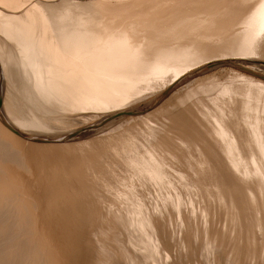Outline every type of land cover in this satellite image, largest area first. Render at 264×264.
<instances>
[{
	"label": "bare ground",
	"instance_id": "obj_1",
	"mask_svg": "<svg viewBox=\"0 0 264 264\" xmlns=\"http://www.w3.org/2000/svg\"><path fill=\"white\" fill-rule=\"evenodd\" d=\"M74 1V0H73ZM73 1H71V0H0V62L2 63L1 65L2 66H0V71H1V73H2V75L5 77V82H6V84H7V92H6V95H9L8 97H9V99L7 100L6 98V95L4 96V97H6L5 99H4V101L2 102V105H1V108H0V135H1V138L4 140V139H6V138H8L7 140H8V142H4L5 144L6 143H8V146H13V147H16V146H21L20 144H22V146H24V143H26L27 141L26 140H28V139H30V140H28L29 142H28V144L30 143V144H32V145H34L35 147H36V145H37V143L36 142H34V141H45V139H42V138H33L32 136H30V138H27L28 136H27V134H34L33 132H35V131H33V130H36V129H33V127H34V124H36V125H39V123L41 122L42 124H41V126L42 125H46V123L44 124L43 123V120L44 119H52L54 122H55V120H59V119H63L64 121H66V122H68L67 124H72V123H74V122H76V121H78V119H76L77 117H79V116H77V114H78V112L79 113H81V111L82 112H85L86 114H84V115H92V113H93V111H95L96 110V107H101L102 109H100V107L98 108V111L99 110H103V105H107V104H110L111 102H112V104H113V102L116 100V101H118V100H120V99H122V98H124V97H126V95L128 96V95H130L133 91H137L136 89H138V88H140V84H138V83H141V81H144L145 82V84H146V82H147V85H148V82L151 80L153 83H156L157 81H159V79L161 78V80L163 79V76L164 75H166V74H169L170 72H174L176 69H179V68H177V66H182V64L184 63H186L187 61H188V63H189V58H190V56H189V52H190V46L189 47H186V46H180L179 48H180V50L178 49H176L177 47H175L174 45H172L171 43H169L168 45H165V46H157L156 44H154V46L156 45V47H158V48H155V49H158V51L157 52H154L155 53V55H152L151 56V59H147V58H145V57H143V56H145L144 54H141L142 53V51H140L142 48L141 47H143L142 45H144V44H146L145 42H144V44L142 43V45H141V47L140 46H138L137 44H136V42H134V44L132 43V40H130V36H131V32H132V30H134V32L137 34V32L135 31V30H137L138 28H136V27H133V26H136V24L135 25H131V21H129V20H127V22L129 21V24L128 25H126V23H125V21H124V18L122 19V18H120V19H122V21H115V22H110V21H113V18H115V17H113V15H111V14H109V13H107L108 14V16H112L111 17V19L109 20V18L107 17V16H105L104 17V15H105V13H104V15L103 16H101V17H95V16H93L91 13L92 12H88V9L87 10H82V8H85L86 6L88 7V5L86 4V6L84 5V4H82V2H80V1H78V0H75V2H73ZM87 1V0H86ZM98 1V0H97ZM152 1V0H151ZM156 1V0H155ZM175 1V0H174ZM186 1V0H185ZM188 1V0H187ZM201 1V0H200ZM244 1V0H243ZM250 1V0H249ZM255 1V0H254ZM84 2V1H83ZM88 3H90L89 1H87ZM93 2V1H92ZM158 2H160V1H158ZM158 2H156L155 4H157ZM162 3V2H161ZM236 3V2H235ZM241 3V2H240ZM239 3V4H240ZM137 4V3H136ZM150 4V3H149ZM153 3H151V5H152ZM167 4V3H166ZM199 4V3H198ZM133 5V4H132ZM158 5V4H157ZM254 6L251 8V10H249V12L247 13V15H246V17H244V20H245V23H247V24H245V28H246V25L247 26H250L252 29H254V30H252L253 31V33L254 34H256V33H258V34H260V35H263L262 33H261V31L262 30H264V0H258L257 1V3L256 4H253ZM161 6V5H160ZM170 6V5H169ZM179 6V5H178ZM181 6V5H180ZM191 6V5H190ZM193 6V5H192ZM196 6V5H195ZM252 6V5H251ZM144 7V6H143ZM142 7V8H143ZM182 7V6H181ZM208 7V6H207ZM128 8V7H127ZM147 8H149V7H147ZM147 8H145V9H147ZM155 8V7H154ZM171 8V7H170ZM174 8V7H173ZM176 8V7H175ZM191 8V7H190ZM196 8H197V6H196ZM225 8V7H224ZM139 9V8H138ZM161 9V8H160ZM172 9V8H171ZM182 9H184V8H181V10ZM211 9V8H210ZM223 9V8H222ZM174 10H176V9H174ZM179 11V12H181L182 13V11ZM185 10V9H184ZM187 10V9H186ZM193 10V9H192ZM191 10V11H192ZM245 10V9H244ZM122 11H124V10H121L120 12H122ZM151 13H148V9L145 11H141V13H137V14H140L139 16H138V18L139 17H141V18H136V20L137 21H139V24L137 25V26H140L141 27V25L142 24H144V25H142V26H144L145 27V23H146V21L148 22V18H149V20H150V18L152 17L153 19H155L156 21L157 20H159V19H164L162 16L163 15H158V14H154V13H157V12H154V11H151V10H149ZM157 11V10H156ZM171 11H173V10H171ZM177 11V16L178 17H180V18H182L180 15L181 14H178L179 12ZM199 11V10H198ZM216 11V10H215ZM221 11V10H220ZM114 12V11H113ZM116 12V11H115ZM114 12V13H115ZM126 13H128L127 11H125ZM161 13V10L160 11H158V13ZM173 12H175V11H173ZM172 12V13H173ZM223 12V11H222ZM122 13H124V12H122ZM126 13H124V14H126ZM129 13H135L134 11H132V12H130L129 11ZM127 14V15H129L128 17H130V15H132V14ZM198 13V12H197ZM200 13V12H199ZM219 13V12H218ZM231 13V12H230ZM95 14V13H94ZM99 14V13H98ZM115 14H117V12L115 13ZM121 14V13H120ZM165 14V13H164ZM186 14V13H185ZM194 14H195V12H194ZM95 15H97V14H95ZM166 15V14H165ZM187 15V14H186ZM196 15V14H195ZM207 15V14H206ZM215 15V14H214ZM221 15V14H220ZM98 16V15H97ZM134 15H132L131 16V18L133 17ZM192 16H193V14H192ZM200 16V15H199ZM211 16V15H210ZM213 16V15H212ZM169 17V15L167 14V18ZM171 17V16H170ZM170 17L168 18V19H170ZM190 16H188L187 15V18H189ZM234 17V16H233ZM242 17V16H241ZM119 18V17H118ZM134 18V17H133ZM145 18H147L146 19V21H145ZM179 18V19H180ZM187 18H186V20H187ZM210 18V17H209ZM212 18V17H211ZM231 18V17H230ZM166 19V18H165ZM168 19H166V20H168ZM189 19H191V18H189ZM198 19V18H197ZM236 19V18H235ZM119 20V19H118ZM133 20V19H132ZM135 20V19H134ZM135 20V21H136ZM171 20V19H170ZM184 20H185V18H184ZM185 20V21H186ZM192 20V19H191ZM195 20V19H194ZM226 20V19H225ZM159 21H161V20H159ZM159 21H157V23L159 22ZM177 21H178V19H177ZM181 21V20H180ZM179 21V22H180ZM183 21V20H182ZM181 21V22H182ZM193 21V20H192ZM189 22L190 23V25H191V23H193V22ZM201 21H203V20H201ZM213 21V20H212ZM215 21V20H214ZM235 21H237V20H235ZM242 21V20H241ZM140 22H141V24H140ZM150 22V21H149ZM148 22V23H149ZM166 22V21H165ZM170 22V21H169ZM184 22V21H183ZM188 22V21H187ZM197 22V21H196ZM204 22L205 21H203V24H204ZM206 22H208L207 20H206ZM211 22V21H210ZM209 22V23H210ZM226 22H227V20H226ZM151 23V22H150ZM147 24V25H151V24ZM159 23H161V22H159ZM158 23V24H159ZM168 23V22H167ZM166 23V24H167ZM173 23V22H172ZM184 23H186V22H184ZM197 23H199V22H197ZM208 23V24H209ZM211 23H213V22H211ZM230 23V22H229ZM236 23H238V22H236ZM235 23V24H236ZM242 23V22H241ZM153 24V23H152ZM187 24V23H186ZM194 24V23H193ZM201 24V23H200ZM202 24V25H203ZM219 23H216V25L219 27V25H218ZM146 25V26H147ZM154 25V24H153ZM153 25H152V27H153ZM171 25V24H170ZM173 25V24H172ZM176 25V24H175ZM188 25V24H187ZM195 25V24H194ZM207 25V24H206ZM221 25V24H220ZM222 25H224V27L223 28H225V24L223 23ZM232 25V24H231ZM238 25V24H237ZM162 26H165L164 25V23L162 24ZM186 26V25H185ZM211 26V25H210ZM143 27V28H144ZM151 27V28H152ZM158 27H160L159 25H158ZM167 27H168V25H167ZM171 27V26H170ZM216 27V26H215ZM141 29V30H144V29ZM146 28V27H145ZM180 28H181V26H180ZM190 28V27H189ZM194 28V27H193ZM198 29H199V27H197ZM208 28V27H207ZM211 28H213L214 29V27H211ZM147 29H149L148 27H147ZM158 29H160V31H162V29L161 28H158ZM170 29H172V28H170ZM173 29H175V28H173ZM198 29H196L197 31H198ZM212 29V30H213ZM139 30V29H138ZM146 30V29H145ZM149 30H152V31H154L153 30V28L152 29H149ZM178 30V29H177ZM224 30V29H223ZM247 30V29H246ZM152 31H150V32H152ZM155 31H157L156 30V28H155ZM160 31L158 30V32L160 33ZM167 31L169 32V34H172V31L171 30H168L167 29ZM181 31V30H180ZM193 31V30H192ZM220 31V30H219ZM231 31V30H230ZM250 29H248V33L249 34H251V32L252 31H250ZM166 32V31H165ZM196 32V31H195ZM202 32V31H201ZM221 32V31H220ZM239 32V31H238ZM245 32V31H244ZM153 33V32H152ZM156 33V32H155ZM159 33H156L157 35H155V36H153V34H152V36H153V39L154 40H156L157 42H158V40L157 39H159ZM189 33H191V31L189 32ZM205 33V32H204ZM203 33V34H204ZM210 33V32H209ZM233 34H234V32H232ZM142 34V33H141ZM166 34V33H165ZM202 34V35H203ZM206 34V33H205ZM204 34V35H205ZM214 34V33H213ZM144 35V34H143ZM164 35V34H163ZM168 35V34H167ZM175 35V34H174ZM199 35H200V33H199ZM208 35V34H207ZM221 35V34H220ZM243 35V34H242ZM137 36V35H136ZM151 36V35H150ZM152 36L151 37H149V38H147L148 40H146V38L144 39L143 38V40H146V41H148V42H150L149 41V39L150 38H152ZM158 36V37H157ZM165 36V35H164ZM169 36H171V35H169ZM184 36H186L185 34H184ZM218 36V35H217ZM216 36V37H217ZM227 36V35H226ZM132 37H135V34H134V36H132ZM138 37V36H137ZM139 37H140V35H139ZM145 37V36H144ZM168 37V36H167ZM178 37V36H177ZM205 37H207V36H205ZM212 37V36H211ZM216 37H214V38H216ZM225 37V36H224ZM223 37V38H224ZM260 37V36H259ZM161 38V37H160ZM173 38V37H172ZM176 38V37H175ZM183 38V37H182ZM197 38V37H196ZM236 38V37H235ZM134 39H136V38H134ZM139 39H141V38H139ZM185 39V38H184ZM217 39H219V37H217ZM232 39H233V37H232ZM232 39H230V41L232 40ZM240 39V38H239ZM242 39H243V36H242ZM258 39V38H257ZM260 39V38H259ZM258 39V40H259ZM262 39L263 38H261L258 42L259 43H264V41L263 42H260V41H262ZM138 39H136V41H137ZM166 40V39H165ZM165 40H163V41H165ZM204 40V39H203ZM215 40V39H214ZM222 40V39H221ZM228 40V39H227ZM235 40V39H234ZM245 40V39H244ZM167 41V40H166ZM198 41V40H197ZM220 41V40H219ZM229 41V42H230ZM237 41H238V39L235 41L236 43H237ZM241 41V40H240ZM245 41H247V42H238V43H240L237 47H235L234 46V50H243V51H245V52H252V54H254V53H256L257 54V52H258V48H259V50L261 51V52H264V44H263V46H262V44L260 45L259 43V45L257 44V45H255L254 43V37H252V36H250V37H248L247 38V40H245ZM141 42V41H140ZM153 43H155V42H153ZM179 43V42H178ZM211 43V42H210ZM235 43V44H236ZM243 43V44H242ZM141 44V43H140ZM164 44H166V43H164ZM189 44V43H188ZM197 44V43H196ZM202 44V43H201ZM206 44V43H205ZM205 44H203L204 46H205ZM220 44V43H219ZM230 44V43H229ZM235 44H233V45H235ZM149 45H150V43H149ZM153 45V44H152ZM161 45V44H160ZM202 45V46H203ZM216 45V44H215ZM231 45V44H230ZM146 46H148V44L146 45ZM145 45H144V47H146ZM193 46H194V44H193ZM199 46V45H198ZM207 46H211V45H207ZM207 46H206V48H207ZM257 46H259L258 48H257ZM262 46V47H261ZM140 47V48H139ZM148 47H150L149 49L150 50H152L151 48H153L152 46H148ZM148 47H146L147 49H148ZM213 47V46H212ZM212 47H211V49H212ZM226 47H228L227 45H226ZM138 48L140 49V50H138ZM204 48V47H203ZM210 48V47H209ZM214 48V47H213ZM219 48H220V46H219ZM231 48H233L232 46H231ZM144 50H143V52L144 51H147V50H145V48H143ZM194 49H197V48H195L194 47ZM199 49V48H198ZM201 49V48H200ZM215 49V48H214ZM210 50V49H209ZM233 50V49H232ZM153 51V50H152ZM152 51H150V52H152ZM156 51V50H155ZM189 51V52H188ZM201 51V50H200ZM149 52V51H148ZM194 52V51H193ZM212 52V51H211ZM210 52V53H211ZM240 52V51H239ZM195 54H196V52H194ZM228 53V52H227ZM193 55V54H192ZM197 56H201V55H197ZM263 56H264V53H263ZM147 57V56H146ZM194 57H196L195 55H194ZM208 57V56H207ZM192 59H193V57H191ZM191 59V60H192ZM194 60V59H193ZM183 64V65H184ZM187 67V66H186ZM176 68V69H175ZM183 68V67H182ZM178 72V71H177ZM170 75V74H169ZM1 77V76H0ZM181 77L182 76H178V77H176L175 79H172L171 81L172 82H177V81H179L180 79H181ZM2 78V77H1ZM165 79V78H164ZM241 79H242V77H241ZM244 82H241L242 84H240V85H238V91L236 92V93H239L240 95H242L243 96V99L242 100H240V102L237 104L238 106H236V108H235V105L236 104H233L234 105V109H231V108H229L230 110H228V112H227V114L229 113V119H231V123H227L229 120L227 119V117H225L227 114H226V106L224 107V104L226 103V102H229V104H231V102L233 101L232 100V98L231 99H229V100H227V101H225V100H219L221 97H220V95L219 94H216V95H214L213 97H211L210 96V100L209 101H211L210 103V105H209V102H206V100H207V97H206V99L202 102L201 101V99H202V96L199 98V97H196L195 96V98L196 99H200V100H198V102L201 104V105H199V106H203V108H200V109H198V113L196 112V111H194V112H191L192 114H189V110H188V112H186V110L189 108H185L184 107V105L182 106V107H184L186 110H185V112L186 113H188V114H185L184 112H182V111H175L174 109L175 108H177V107H179L178 109H180V105L179 104H181V103H183V102H185L186 100L189 102V100H190V102L193 104V102L196 100H192L193 98H191V93H193V95L196 93L195 91V93L194 92H191V91H189V92H191L190 94H187V92L188 91H185L184 93H182L181 94V92H180V96H178L177 98H175V102H174V106L172 107L171 105V108H167L169 105H167V107H166V104L165 105H162V106H160L159 108H157V109H155L154 111H152V113L150 114L149 113V115L148 116H150L149 118H152L153 120H155V122H154V125L155 124H158V121H159V126L160 127H162V128H160V127H156V125H155V127H153V126H151V127H148V130L149 129H151V131H150V133L154 136V138L156 137L157 139H156V141L155 140H152L151 141V145H148V146H145L144 144H145V142L143 141H139V140H142L143 139V134H145L144 132H143V130L145 131V132H147V125L148 124H150V123H146L148 120H146L147 119V117H145L146 119H143V116L142 117H140V119H141V121H142V119L143 120H145V121H142V123H137L136 125H134L135 123H133V125L134 126H132V127H129V126H127V128H126V126H125V128L126 129H124L123 127H122V129L121 130H123V131H127L128 132V130H130V132H125V133H123L122 135H121V137L119 138V137H115V136H117V133H115L114 132V134H116L114 137H115V140L114 141H111L112 143H109L108 144V146L107 147H104V148H101L100 149V147L98 146L99 145V142H101L100 140H102V138L101 137H103V136H99L100 137V140H99V137L98 138H90V140H82V141H77V142H68V143H66V142H64V143H38V145L37 146H39L38 148H41V149H44V151H46V150H48V149H51V150H49V151H59V152H61V151H63V152H75L76 154H77V156H76V159H74V160H71L70 161V157L72 158V157H74V156H72V154L70 155V156H68L67 154L65 155V156H67V157H69L68 159H69V162H68V159H67V165L65 164V163H63V165L64 166H59V167H65V168H59L58 166H55V167H57V168H55L54 169V172H52L51 170V172L52 173H47V174H44V173H42L41 171L43 170L42 168V170L38 167V168H36V165H35V170H33L34 168H32V170L31 171H29L28 170V172L30 173V174H32V175H27V177H26V174H24V173H21L23 170H19V168L21 167L20 166V164L19 163H21V162H19L18 161V158H16V157H8V159H6L5 161H6V166H9L8 168H6L5 169V167L4 166H2V167H4V168H2V170L3 169H5L6 171H4V173H3V171H2V173L4 174H2L1 172H0V181H2V178H4L5 176H6V178H7V176L9 177V181H12L11 183H9V185H8V181L6 182V185H7V189H13L14 188V186H15V188H16V186L17 185H15V184H18V182L20 181H22V180H19L18 181V178L20 179L21 178V176H22V178H23V174L25 175V180L26 179H30V177H31V179L30 180H32V181H23V183H25V182H27L28 184V187H26V188H29V183H31V182H34L35 180H37V182H38V180L39 179H45V181H46V184H44V183H42V184H44V188L46 189V190H48L47 188H48V186H50L51 187V185H49V184H53V182L51 183V181H53V179H54V186H53V189H49L48 190V192H47V194L45 193V190L43 191V190H41L40 189V187H39V189H37L38 191L37 192H39V191H41V193H43V194H41L40 192H39V195H38V197L36 196V197H32L34 200H37L38 198H39V201L40 200H42L43 202H42V206H41V208H43V209H41L40 207V209H41V211L43 212V210H44V212L42 213V215L45 213V209H47V210H51L50 211V213H49V215L47 214V213H45L46 214V216H44V217H46V218H44L43 216V218L45 219V220H47V219H49L50 220V222L51 223H47V224H55L56 226H59L60 228H58V227H56V229H51V230H49V231H46V230H44V231H46L45 232V234H43V235H46V237L48 238V240L49 241H51V240H55L56 242L58 241L59 242V244H58V242H57V250L56 251H58V252H62L63 251V254H61V255H63L64 256V251H67L69 254L68 255H70L69 256V258L68 257H66V255L64 256L65 258H67V260L69 259V261H68V263L67 264H90L89 262L91 261V260H93V259H91V258H87V256H86V254H85V251H84V248H87V249H89V245L91 244V242L93 241H91L90 242V244H84L85 246H89V247H82L83 246V241H84V239H85V235H86V232H85V230H82L81 228H79V227H77V225H79L80 223H78V220L79 219H82V221H83V218H84V220L86 219V221H88V222H83V223H85V225L84 224H82V225H84V229H88L87 227H89V229H88V235H89V237H90V231H91V233H92V236H95L97 239H95L96 241H97V243H94V241H93V245H95V246H97L98 245V247L100 248V250H98V248H97V250L99 251V259L98 258H96V260L95 261H97L99 264H109V263H113L112 261H110L109 262V255H112L111 253H113V256L115 255L116 256V254H115V251H117V250H120L121 248H119V247H122V249L124 250V251H126L125 250V248H128L127 250L129 251V248L130 247H132L134 244L136 245V246H138L139 248H140V245H144V244H146L147 242L149 243H152V247H154V249L156 250H158L159 249V247L160 246H162L163 244V246H166V247H164V248H167L168 250L170 249L169 247H173V246H175V245H172V244H169V240L167 239V238H169L170 236H169V232H167V230L165 231V233L167 232V236H165L164 235V237H165V240H163L164 238H162V240H161V238L160 237H162L160 234H162V231H159V229H156V227L160 224V222H159V224H155L156 222H154V221H152V219L153 218H150V219H148L147 217H148V215H147V213L148 212H145V209L146 208H149L150 207V204H147V205H149V206H145V203H143L142 201L144 200H142L141 201V199L138 197V193H137V191H141L142 193H143V191H142V189H146V188H142V189H140L139 188V190H134V188L133 189H127L128 187L127 186H129L128 185V183H127V186H126V184L124 185L125 187H126V189H125V187L122 189V188H120V190H119V187H120V185H122V184H124L123 182H122V180H119L120 178H116L119 182H117V180H115L116 182H113V184H112V181H111V177L112 176H115V177H118L119 175H118V171H115V172H117V176L114 174H111L110 175V177H109V174L111 173V172H109L110 171V169H112L111 168V165H113L114 167L116 166V164L117 165H120V164H122V163H120V162H118L117 161V159H116V161L114 160L112 163L111 162H109V163H111L110 164V168L108 167V169H109V171H108V176L106 177V176H104V174L102 173V171L104 172V170L103 169H99V168H102L103 166H104V164L103 163H101L100 164V162L98 163V164H100V166L101 167H96V162H97V160L99 161V159H100V161L102 162L103 160H101V159H106V156L107 155H110V154H116V153H118V156H120V154H119V152L121 153H123V154H121L122 155V160L124 161V164H126V166H128L129 165V167H130V169H132L133 167L134 168H136L135 166H134V164L137 166V165H140L141 164V166H139V167H137V168H139V170H134V171H136L135 173H139L140 174V176L142 177V178H145L146 179V175L148 176V177H150V178H154L155 180H156V182L155 183H157L158 182V186L159 185H161L162 187H164V189H166V187L167 188H169V190H171V189H173L175 186H173V184L175 183V185H176V181H177V179H179L180 178V180L181 181H183L184 182V184L185 185H189L190 183H192L193 182V178L192 179H189V174L187 173L188 172V170H185L184 169V172H183V169H182V172H181V164H182V162L179 164V165H181L179 168L180 169H175L176 171V173H179V172H181V173H179L178 175H179V178L177 177V179H175L174 178V176H173V174H172V179L174 178L175 179V181L174 180H172L171 179V175L169 174V172L171 171L172 172V170L174 169V167L172 166V165H174L173 163H175L176 161H175V159H174V157L175 158H178L179 157V149H180V153H184L185 151V154L184 155H187V156H185L186 158L184 159V161L186 160V161H188L189 159V157L191 156V158H190V161L191 160H193L192 158H194V157H192V156H195V155H193L192 154V151L194 150H192V149H188V146H185V145H189L188 144V142L190 143V141L191 140H194V141H191V142H195V146H197V145H200L201 144V146H202V144L205 142V144L207 143V140H204V138H203V140H201L200 139V137H199V134L197 133V130H199L202 126L201 125H199V122L201 121V119L199 120V122H197V123H195V122H193V120L195 121V120H198V118H196V119H194V118H192V117H195L194 116V114H195V112H196V114L197 115H199V113H201V115H205V117H203L202 116V118H206V116H207V114H208V116L209 117H207L205 120H208L210 123H211V120L209 119L210 118V116L212 117V124L209 126L208 124H207V126H203L204 127V129L206 130L205 132H204V130L203 129H200V131L202 130L203 131V136H204V134H205V136H206V138H207V136L209 135L211 138L213 137V138H215V140L214 139H211L210 137V139L213 141V142H215V144H217L218 145V143L219 142H223V143H219L220 144V150H218L217 151V154L219 153V151L220 152H222L224 155H226L228 158H227V162L230 160V162H231V164L232 165H235V166H238V167H241V166H243L244 165V170L247 172V173H254V172H257V175L258 176H260L261 177V179L260 180H262L263 181V187H262V189H264V168L262 167V166H260L259 164H258V162L259 161H263L264 162V140L262 139V137H264V96H262L261 95V93L262 92H264V87H263V85H258V84H253L252 83V81H250V80H248V79H245V78H243L242 79ZM2 81V80H1ZM170 81V82H171ZM149 83V84H153V83ZM203 82V81H202ZM232 82V81H231ZM214 84V82H209V83H205V84H203V86H207V85H209V84ZM227 84V83H226ZM239 84V83H238ZM139 85V86H138ZM199 85H202V83H200ZM198 85V86H199ZM247 85L249 86V87H247ZM213 86V85H212ZM230 86V85H229ZM236 86H237V83H236ZM2 87V86H1ZM152 87V86H151ZM208 88H209V86H207ZM207 87L206 88H204V90H205V92L206 91H208V89H207ZM263 87V88H262ZM146 88V87H145ZM197 88V87H196ZM199 88V87H198ZM230 88H231V86H230ZM230 88H229V90H230ZM6 89V88H5ZM4 89V90H5ZM144 89V88H143ZM149 89V88H148ZM202 89H203V87H202ZM212 89V88H211ZM198 90V89H197ZM220 90V89H219ZM222 90V89H221ZM232 90V89H231ZM235 90V89H234ZM233 90V91H234ZM148 90H146V92H147ZM218 91V90H217ZM209 92H210V88H209ZM222 92H225V90H223ZM226 92H229V91H226ZM235 92V91H234ZM133 94H135V93H133ZM197 94V93H196ZM210 94V93H209ZM212 94V93H211ZM210 94V95H211ZM226 94V93H225ZM250 94H251V96H250ZM255 94V95H254ZM136 95V94H135ZM137 95H139V94H137ZM199 95H202L201 94V92H200V94ZM140 96V95H139ZM198 96V95H197ZM1 97V96H0ZM3 97V98H4ZM135 97H137V96H135ZM226 97H228V94L226 95ZM232 97H234V96H232ZM144 98V97H143ZM191 98V99H190ZM237 98H239V95H238V97ZM189 99V100H188ZM236 98H234V100H235ZM123 100V99H122ZM133 100V99H132ZM192 100V101H191ZM238 100V99H237ZM8 101V102H7ZM197 101V100H196ZM231 101V102H230ZM259 101H262V105H259ZM122 102V101H121ZM172 102V101H171ZM172 102V103H173ZM178 102H180L179 104H178ZM0 103H1V99H0ZM119 103V102H118ZM118 103H116V104H118ZM134 103V102H133ZM195 103V102H194ZM235 103H236V101H235ZM123 104V103H122ZM131 104V103H130ZM168 104V103H167ZM213 104V106L212 107H210L211 105ZM227 104V103H226ZM225 104V105H226ZM231 104V105H232ZM114 105H115V102H114ZM121 105V104H120ZM197 105H198V103H197ZM90 108H93V111H92V113L91 112H89V111H87L88 109H90ZM127 108V107H126ZM95 109V110H94ZM105 109V108H104ZM183 109V108H182ZM109 110V109H108ZM51 111V112H50ZM104 111V110H103ZM190 111H192V110H190ZM5 113L4 115L2 114V113ZM50 112V113H49ZM96 112H97V110H96ZM54 114V115H56L57 114V116H53V115H49V114ZM105 113V112H104ZM46 114H48V115H46ZM82 114V113H81ZM95 113H93V115H94ZM232 114V115H231ZM46 115V116H45ZM79 115V114H78ZM84 115H82V116H84ZM105 115V114H104ZM196 115V116H197ZM201 115H200V117H201ZM51 116V117H50ZM20 117H25V118H28V120H30L29 121V123H31V121L34 123L32 126L33 127H26V125H22V123L21 122H23L21 119H20ZM42 119H41V118ZM85 117H87V116H85ZM199 117V116H198ZM38 118V119H37ZM39 118L41 119V120H39ZM81 118V117H80ZM79 118V119H80ZM88 118V117H87ZM90 118V117H89ZM82 119H83V117H82ZM185 119H188V121H192V122H190V123H188L187 121H185ZM227 119V122H225V120ZM25 120H27V119H24V121ZM51 120V121H52ZM62 120V121H63ZM74 120V121H73ZM85 120V119H84ZM88 120V119H87ZM156 120H157V123H156ZM167 120H169V122L170 123H168V125H167V127H166V124L165 123H167L168 121ZM232 120H234V121H232ZM69 121H73V122H71V123H69ZM80 121V120H79ZM136 121V120H135ZM152 121V120H151ZM27 122V121H26ZM26 122H24V124L26 123ZM53 122V123H54ZM86 122V121H85ZM134 122V121H133ZM29 123H28V125H29ZM52 123V122H51ZM63 123V122H62ZM146 124V126L145 125H143V124ZM194 123L196 124V125H194ZM127 124V123H126ZM65 125V124H64ZM73 125V124H72ZM122 125V124H121ZM40 126V125H39ZM47 126H49V125H47ZM43 127V129L44 128H48V129H50L51 130V128L50 127ZM149 126V125H148ZM208 126H209V128H208ZM36 127V126H35ZM34 127V128H35ZM53 127H55L54 126V124H53ZM121 127V126H120ZM119 127V128H120ZM163 127H166V128H164V130L166 131V130H169L168 132L169 133H171L170 131H175L176 132V134H175V137L176 136H179V137H177L176 139H179V141L181 142V143H183L184 142V144L185 143H187V144H182V146L186 149L185 151H183L182 150V148H179V149H177L178 147H179V144H176V142H175V140H173L171 137H172V135H168V136H165L164 134H166V133H162V131H161V129H163ZM199 127V128H198ZM232 127H241V129L243 130V127L245 128H247L248 130H246V132H245V134H244V132H242V130H241V133H238V135H236V132L234 131V130H237V128L235 129V128H232ZM38 128V127H37ZM40 128V127H39ZM157 128H159V129H157ZM45 129V132H47V130ZM53 129V128H52ZM128 129V130H127ZM40 130H41V128H40ZM116 130V129H115ZM118 130L119 129H117V132H118ZM121 130H119L121 133H122V131ZM234 131V132H233ZM243 131H245V129L243 130ZM41 131H39V133H40ZM42 132H43V130H42ZM175 132H173V133H175ZM207 132V133H206ZM112 133H113V131H112ZM139 133H142V139L140 138L139 140H138V134ZM235 133V134H234ZM35 134H37V135H39V136H41L40 134H38V133H36L35 132ZM69 134V133H68ZM105 134V133H104ZM113 134V135H114ZM178 134V135H177ZM202 134H200V135H202ZM26 135V136H25ZM36 135V136H37ZM44 135V134H43ZM107 135V134H106ZM109 135V134H108ZM107 135V136H108ZM119 135V134H118ZM145 135H147V133L145 134ZM45 136V135H44ZM110 136V135H109ZM139 136V137H140ZM27 139H26V138ZM111 137V136H110ZM65 138V137H64ZM150 138V137H149ZM218 138V139H217ZM217 139V140H216ZM48 140V139H47ZM146 140H148V137H147V139ZM145 140V141H146ZM173 140V141H172ZM222 140V141H221ZM5 141V140H4ZM21 141L23 142L24 141V143H21ZM26 141V142H25ZM109 141V140H108ZM153 141H155L154 143H153ZM176 141H178V140H176ZM219 141V142H218ZM20 142V143H19ZM173 142V143H172ZM216 142H218V143H216ZM17 143H19V145L17 144ZM147 143V142H146ZM41 144V145H40ZM101 144H102V142H101ZM150 144V143H149ZM178 146H176V145ZM192 144V143H191ZM197 144V145H196ZM205 144H203V146L205 145ZM97 145V146H96ZM166 145H168V146H166ZM173 145H175V146H173ZM194 144H192V146H193ZM1 147H2V145H0ZM27 146H29V145H27ZM101 146V145H100ZM0 147V148H1ZM34 147V148H35ZM94 147H99L98 149L96 148H94ZM142 149H141V148ZM165 147V148H164ZM168 147V148H167ZM175 147V148H174ZM177 147V148H176ZM180 147H181V144H180ZM199 147V146H198ZM197 147V149L196 150H198L199 151V153H205V152H202L201 151V149H199ZM210 147V149H211V147H213L212 145H210L209 146ZM28 148V147H27ZM32 146H31V149H34ZM166 149V150H169V152H170V154L169 153H167V155H168V157L170 158V156L171 155H173V156H171L173 159H171L170 161H171V164H170V167H171V169L172 170H170V171H168L167 169H166V167H168V160H166V158L164 157L165 156V154H166V152H164L162 155H161V150L160 149ZM5 149V148H4ZM4 149H3V153H4ZM14 149H16V148H14ZM28 149H30V148H28ZM30 149V150H31ZM46 149V150H45ZM207 149H209V148H207ZM213 149H215V147L214 148H212V150ZM217 149V148H216ZM29 150V152H31L32 154L33 153H36L39 149H37V151L36 152H33V151H35V150H31L30 151ZM162 150V151H163ZM165 150V151H166ZM192 150V151H191ZM196 150H194V151H196ZM211 150V151H212ZM248 152H247V151ZM11 151H12V149H11ZM19 151V150H18ZM41 151V150H40ZM43 151V150H42ZM197 151V152H198ZM245 153H244V152ZM13 152V151H12ZM20 152V151H19ZM55 153L56 154V156H57V154L58 153ZM168 152V151H167ZM210 152V151H209ZM1 153V152H0ZM11 153V152H10ZM40 153V152H39ZM62 153V152H61ZM172 153V154H171ZM196 153V152H195ZM194 153V154H195ZM211 153V152H210ZM30 154V153H29ZM28 154V155H29ZM213 154V153H212ZM3 155V154H2ZM11 155H13V153H11ZM27 155V156H28ZM40 155V154H39ZM44 155V154H43ZM42 155V156H43ZM47 154H45V156H46ZM61 155H64V154H61ZM197 155V154H196ZM199 155H201V157H203V155L202 154H199ZM220 155V154H219ZM16 156V155H15ZM18 156V155H17ZM65 156H62V157H65ZM123 156L125 157L124 159H123ZM181 156V155H180ZM217 155H216V153L214 154V159H215V157H216ZM221 156H222V154H221ZM225 156V157H226ZM26 157V156H25ZM30 157V156H29ZM29 157H28V159H29ZM67 157H65V158H67ZM78 157V158H77ZM109 156H107V160L110 158H108ZM116 157H117V154H116ZM196 157H200V156H196ZM220 157V156H219ZM33 158V157H32ZM31 158V159H32ZM47 158H49V157H47ZM55 158V157H54ZM47 159L48 161H50V163L49 164H52V160H54V163L52 164V165H55V164H57V162L55 161V159ZM57 158H60V157H56V159ZM75 158V157H74ZM121 158V157H120ZM182 158V157H181ZM197 158V160H198V169L200 168L201 169V165L199 164V160H200V163L202 162V159L203 158H199L198 159ZM209 158V157H208ZM221 158V157H220ZM21 159V158H20ZM46 159V158H45ZM179 159H180V157H179ZM206 159H207V157H206ZM213 159V160H214ZM229 159V160H228ZM3 160H4V158H3ZM105 161V163L106 162H108V161ZM180 160H182V159H180ZM196 160V159H195ZM1 161V160H0ZM34 161H36V159H34ZM34 161H33V163H34ZM40 161V160H39ZM47 161V162H48ZM52 161V162H51ZM58 161V160H57ZM60 161V160H59ZM175 161V162H174ZM210 161V160H209ZM209 161L207 162V163H209ZM215 161H220L219 159H218V157L216 158V160ZM17 162H18V164H17ZM42 162H44V161H42ZM63 162V161H62ZM62 162H61V164H62ZM193 162V161H192ZM226 162V163H227ZM23 163V162H22ZM137 163V164H136ZM140 163V164H139ZM188 162H185V164L183 163V165H184V167L185 168H187L186 166H189L188 168H189V171H190V166H192L193 165V163H191L192 165H188L187 164ZM195 163V162H194ZM203 163V162H202ZM248 163H250L251 164V166L250 165H248ZM0 164H2L1 162H0ZM5 164V163H4ZM30 164V163H29ZM28 164V165H29ZM37 164V163H36ZM60 164V163H59ZM60 164V165H61ZM97 164V165H98ZM107 164V163H106ZM176 164H177V162H176ZM187 164V165H186ZM212 164V163H211ZM210 164V165H211ZM214 164V163H213ZM212 164V166L214 167V165L216 164V162H215V164L213 165ZM220 164V163H219ZM222 164V163H221ZM240 164H243V165H241L240 166ZM3 165V164H2ZM30 165H33V164H30ZM29 165V166H30ZM40 166H42L43 167V165L44 164H39ZM199 165H200V167H199ZM227 165H228V163H227ZM20 166V167H19ZM24 166V165H23ZM122 166V165H121ZM124 166V165H123ZM122 166V168H124L125 169V166L123 167ZM177 166H178V164H177ZM209 166V164L208 165H206L205 167H207L206 169H211L212 170V168H210V166ZM226 166V165H225ZM10 167H13L12 169L10 168ZM19 167V168H18ZM34 167V166H33ZM45 167V166H44ZM43 167V168H44ZM53 167V166H52ZM92 167L94 168V167H96V170H102V171H99L100 172V174L99 175H101L104 179L106 178V179H108V181L106 180L105 182H101L100 181V183H106L107 182V185H109L108 187L110 188V187H112V189L114 188V186H116V184L115 183H117V186L116 187H118L117 189L119 190V191H121V193H120V195L119 196H123V202H124V204H126V206H125V208H123L124 210L123 211H121V209H118V205H122V204H119V201H120V198H119V200H118V202H117V200H115L114 201V198H111V199H109V200H111V204H112V202L114 201V204H117L116 206L114 205V207L116 208L117 206V209L116 210H118L119 212H111V213H106L107 212V208H105V207H102L101 209H100V207H99V202L97 203V199H98V201H100L101 200V198H104L103 196H105V195H103V194H101V192L102 191H100V194L101 195H103V196H101L100 194H98L99 192H97L98 190L96 189L95 190V188H97V187H95V185H94V187L93 188H89L88 186V183H87V180H88V178H90L89 176H88V174L90 175V174H92V173H88L87 174V171H89L90 169H92ZM113 167V169H116V168H114ZM132 167V168H131ZM193 167H195V166H193ZM221 168H224V166L222 167V166H220ZM232 166H230V168H231ZM237 167V169H235L234 168V166L232 167V169H235V170H238L239 168ZM22 168V167H21ZM20 168V169H21ZM104 168H105V166H104ZM118 168V167H117ZM121 168V169H122ZM133 168V169H134ZM178 168V167H177ZM196 168H197V166H196ZM196 168H194V169H196ZM219 168V167H218ZM228 168V167H227ZM230 168H229V170H230ZM251 168V169H250ZM9 169V170H8ZM45 169V168H44ZM95 169V168H94ZM119 169V168H118ZM118 169H116V170H118ZM120 169V170H121ZM191 169H192V167H191ZM198 169H196V170H198ZM241 169V168H240ZM16 171V172H14V175H13V171ZM119 170V171H120ZM178 170V171H177ZM180 170V171H179ZM220 170V169H219ZM47 171V170H46ZM45 171V172H46ZM49 171V170H48ZM112 171V170H111ZM187 171V172H186ZM200 171V170H199ZM198 171V172H199ZM222 171V170H221ZM240 171V170H239ZM241 171H243V170H241ZM99 172H97V173H99ZM186 172V173H185ZM201 172V171H200ZM208 172V171H207ZM212 172V171H211ZM211 172L210 173H207L208 175L210 174V176H208V175H206V174H204L203 172H201V174L200 175H206L207 177H210V179L212 178V174H211ZM113 173V172H112ZM174 173V172H173ZM190 173V172H189ZM212 173H215V171L214 172H212ZM238 173V172H237ZM236 173V174H237ZM22 174V175H21ZM28 174V173H27ZM119 174H121V173H119ZM191 174H194V172L193 173H191ZM223 174V173H222ZM2 175H3V177H2ZM127 174H126V172L124 173V176L123 177H125ZM212 175V176H211ZM227 175V174H226ZM230 175H231V173H230ZM238 175V174H237ZM255 175V174H254ZM90 176H92V175H90ZM121 176V175H120ZM119 176V177H120ZM128 176V175H127ZM135 176V175H134ZM145 176V177H144ZM204 176H202V177H204ZM223 176V175H222ZM233 176V175H232ZM235 176L236 175H234V178H235ZM243 176V175H242ZM253 176V175H252ZM114 177V178H115ZM130 177H132V176H130ZM129 177V179H131ZM147 177V182L148 183H150L149 182V178ZM191 177H193V176H191ZM224 177H226V176H224ZM223 177V178H224ZM5 178V180H7ZM92 179H94V177H91ZM109 178H111V179H109ZM132 178H134L135 179V177H132ZM196 178V177H195ZM222 178V179H223ZM232 178V177H231ZM230 178V179H231ZM241 178V177H240ZM239 178V179H240ZM259 178V177H258ZM43 179V180H44ZM97 179V181H98V178H96ZM96 179H94V180H96ZM125 179H126V177H125ZM144 179V180H145ZM149 179V180H148ZM151 179V180H152ZM153 179V180H154ZM197 179H198V177H197ZM216 179V178H215ZM23 180H24V178H23ZM51 180V181H50ZM111 182H110V181ZM153 180H152V182H153ZM191 180H192V182H191ZM213 180H214V176H213ZM217 180V179H216ZM216 180H214V181H216ZM219 180V179H218ZM241 180V179H240ZM14 181H18L17 183L16 182H14ZM50 181V182H49ZM97 181L96 182H94V183H97ZM129 182V180L128 179H126V181H125V183L126 182ZM132 182H133V180H131ZM199 181V180H198ZM198 181L196 182V183H198ZM200 181H201V178H200ZM222 182L223 181H228V180H221ZM242 181V180H241ZM240 181V182H241ZM246 181H248V179L246 180ZM3 182V181H2ZM19 182V183H20ZM41 181H39V183H40ZM48 182V183H47ZM89 182V181H88ZM136 182V180L133 182V183H135ZM151 182V184L153 185V183ZM206 182V181H205ZM232 182V181H231ZM231 182H229V183H231ZM13 183H15V184H13ZM90 183V182H89ZM91 183H93V182H91ZM99 183V182H98ZM99 183V184H100ZM120 185H119V184ZM200 183V182H199ZM207 183L209 184V183H211V182H209L208 180H207ZM218 183H220L219 181H218ZM246 184L248 183V182H245ZM26 184V183H25ZM139 184V183H138ZM137 184V185H138ZM141 184V183H140ZM144 184V183H143ZM143 184H141V185H139V186H142L143 187ZM184 184L182 185L183 187H184ZM194 183H192V184H190L191 186L193 185ZM233 184V183H232ZM243 184V183H242ZM252 184V183H251ZM0 185H2L1 184V182H0ZM5 185V186H6ZM12 185H14L13 186V188H12ZM46 185V186H45ZM48 185V186H47ZM97 185V184H96ZM106 185V184H105ZM106 185V186H107ZM113 185V186H112ZM169 185H170V187L172 186V188L170 189V187H169ZM180 185H181V182H180ZM211 185H214V183H212ZM220 185H222V184H220ZM237 185H239V184H237ZM254 185V184H253ZM8 186H9V188H8ZM20 186V185H19ZM26 186V185H25ZM91 186H93V184H91ZM132 186L134 187V185L132 184ZM131 186V187H132ZM148 185L146 184V187H147ZM154 186V185H153ZM158 186H156V188L158 189H160V187H158ZM166 186V187H165ZM179 186V185H178ZM195 186V185H194ZM194 186H192V187H194ZM229 186H230V184H229ZM242 186V185H241ZM243 186H245V184H243ZM255 186V185H254ZM31 188H33L32 186H30ZM41 187H42V189H43V185H41ZM100 188H101V186H99ZM103 188H104V186H102ZM180 187V186H179ZM182 187V188H183ZM212 187V186H211ZM214 187L216 188L217 186H215L214 185ZM220 187H222V186H220ZM224 187H228L227 186V183H226V185L224 186ZM246 188H247V186H245ZM257 187L259 188V186H258V184H257V186L255 187L256 189H257ZM1 188V187H0ZM22 188V187H21ZM31 188H30V190H31ZM37 188H38V186H37ZM99 188V189H100ZM200 188V187H199ZM218 188V187H217ZM2 189H4V188H2ZM19 189V188H18ZM114 189H116V188H114ZM152 189V188H151ZM189 189V188H188ZM194 189H196V188H194ZM204 189H206V188H204ZM209 188H207V190H208ZM233 189H235V188H233ZM237 189V188H236ZM240 189V188H239ZM23 190H24V188H23ZM29 190V189H28ZM28 190H26V191H28ZM33 190V189H32ZM32 190H31V192H32ZM92 190V191H91ZM102 190H104V189H102ZM111 190V189H110ZM147 190V189H146ZM144 191V193L145 192H148V191ZM173 190H175V191H173ZM173 190H171V192L170 193H172V192H174L173 194H174V196L173 197H170V198H172L171 199V201L172 200H174L175 202H178V201H180V198H181V196H180V192H178V193H176V191H177V189H176V187H175V189H173ZM209 190H212V188L211 189H209ZM227 190V189H226ZM246 190V189H245ZM260 190H261V188H260ZM4 191H7V190H4ZM20 191V190H19ZM22 191V190H21ZM34 191V190H33ZM43 191V192H42ZM150 191V190H149ZM151 191H153V190H151ZM160 191H161V189H160ZM184 191V190H183ZM190 191V190H189ZM201 191V190H200ZM220 191H221V189H220ZM236 191V190H235ZM22 192H24V191H22ZM30 192V193H31ZM35 192V191H34ZM37 192H35V193H37ZM111 192L113 193V190H111ZM186 193H187V191H185ZM184 192V193H185ZM226 192V191H225ZM240 192V191H239ZM248 192H252L251 190H249ZM259 192V191H258ZM258 192H254L255 194L256 193H258ZM3 193V192H2ZM24 193H26V192H24ZM23 193V194H24ZM28 193H29V191H28ZM28 193H26L27 195H28ZM35 193H33V195L35 194ZM45 193V194H44ZM91 193H93V195H96L97 197L96 198H94L95 200H93V197H92V199H91ZM103 193V192H102ZM104 193H105V191H104ZM114 193H118V191L116 190V191H114ZM149 193V192H148ZM155 193V192H154ZM153 193V194H154ZM162 194H166V192H165V190H164V193L163 192H161ZM190 193L191 194H195V193H192L191 191H190ZM203 193H207L206 195H209L210 196V194H208V191L207 192H203ZM202 193V194H203ZM216 193H217V190H216ZM220 193H222V192H220ZM219 192H218V194L217 195H219L220 194ZM226 193H228V191L226 192ZM231 193V192H230ZM230 193L228 194V195H230ZM260 193V192H259ZM263 193V192H262ZM1 194V193H0ZM5 194H6V192H5ZM20 194V193H19ZM109 193H107V190H106V195L107 196H109L108 195ZM151 194H152V192H151ZM162 194H157L158 196H163ZM172 194V195H173ZM204 194V196L205 197H207L206 195ZM214 194V193H213ZM212 194V195H213ZM225 193L223 192V195H224ZM252 194V193H251ZM3 195V194H2ZM0 196V197H3V196ZM8 196L10 195V194H7ZM21 195V194H20ZM30 195V194H29ZM70 195H72V197L70 198L69 196ZM99 195V196H98ZM155 196H156V193L154 194ZM184 195H186V194H184ZM188 195H189V193H188ZM216 195V196H217ZM222 195V197L220 196V198H223L224 197V199H225V195L223 196ZM232 195V194H231ZM238 195V194H237ZM248 194H246V196H244V198L245 197H248L247 196ZM257 195V194H256ZM262 195H264V194H262ZM31 196H32V193H31ZM30 196V197H31ZM139 196H142L143 198L145 197V196H143V195H139ZM153 196V195H152ZM200 196V195H199ZM208 196V197H209ZM16 198H14V196H12V197H10V199H8V201L6 200V198L4 199V201L6 202H3V199L2 198H0V211H2L3 209H5L6 207H9L8 209H10V208H12V206H13V208L12 209H14V210H19L21 213L22 212H25V210H27V209H30V206H28V205H26V202H21L22 201V199H23V201H24V197H22V196H20V197H22L21 198V201H19V199L17 198V197H19V196H15ZM112 197V196H111ZM141 197V198H142ZM183 197V196H182ZM194 197V196H193ZM208 197H207V199H208ZM232 197H233V195H232ZM239 197V196H238ZM237 197V198H238ZM241 197V196H240ZM252 198L254 197V198H256L255 196H251ZM260 197V196H259ZM35 198H37V199H35ZM106 198V199H105ZM105 198H104V200H106L107 201V197L105 196ZM117 198V197H116ZM146 198H149V195L148 196H146ZM157 198V197H156ZM159 198V197H158ZM162 198V197H161ZM188 198H189V196H188ZM210 199H211V197H209ZM229 198H230V196H229ZM229 198H228V200H229ZM236 198V197H235ZM253 198V199H254ZM27 199V198H26ZM113 199V200H112ZM151 199H153L152 197H151ZM163 201H166V200H168L169 199V197H167V196H163ZM198 199V197L196 198V199H194L193 198V200H197ZM233 200V198H230V200ZM246 199V198H245ZM248 199V198H247ZM262 199H264V197L262 198ZM261 199V200H262ZM28 200V199H27ZM31 200V199H30ZM188 200V199H187ZM250 200H251V198H250ZM259 200V199H258ZM259 201V202H264L263 200L262 201ZM33 201V200H32ZM122 201V200H121ZM148 201V200H147ZM156 201V200H155ZM199 201H201V199L199 200ZM211 201H217L216 200V198H215V200L214 199H212ZM235 201H236V199H235ZM234 201V202H235ZM253 201V200H252ZM252 201L250 202V203H252ZM35 202V201H34ZM34 202H31V204L32 203H34ZM109 201H107V204H109L108 203ZM117 202V203H116ZM146 202V201H145ZM168 201H166V203H167ZM197 202V201H196ZM195 202V203H196ZM201 202H203V200L201 201ZM218 202V201H217ZM220 202V201H219ZM240 202V201H239ZM258 202V201H257ZM36 203L37 204H39V202H38V200L36 201ZM41 203V202H40ZM105 203V202H104ZM121 203V202H120ZM149 203V202H148ZM158 202H156L155 204H157ZM159 203H160V201H159ZM165 203V202H164ZM172 203L173 202H171V205H172ZM191 203V202H190ZM193 203V202H192ZM194 203V204H195ZM220 203H223V201L222 202H220ZM238 203V202H237ZM236 203V204H237ZM243 204H244V206L246 207V206H248V208H249V204L247 205V201L245 202H242ZM110 204V205H111ZM199 204H200V202H199ZM199 204H198V206H199ZM202 204V203H201ZM200 204V205H201ZM205 204V203H204ZM214 204V203H213ZM226 204V203H225ZM12 205V206H11ZM33 205V207H34V204H32ZM153 204H151V206H152ZM169 206V210L172 212V210L175 212V209L174 208H172L173 206ZM178 206L180 205V203H178L177 204ZM184 206H183V208L185 207V205H186V203L185 204H183ZM208 205V207H206ZM256 205V204H255ZM264 205V204H263ZM11 206V207H10ZM36 204H35V207L34 208H36ZM102 206H103V204H102ZM104 206H105V204H104ZM122 206H124V205H122ZM154 206V205H153ZM166 206V205H165ZM178 206H177V209H178ZM187 206V205H186ZM202 206V205H201ZM209 206L211 207V205L210 204H208L207 202H206V205H205V207H204V210L206 209H208L209 208ZM215 204H214V206L212 207V209H214V212L215 211H218L219 209L221 210V208L219 207V206H217V207H219L218 209H216L215 210ZM226 206V205H225ZM224 206V207H225ZM231 206V205H230ZM112 207H113V205H112ZM144 207H146L145 209H144ZM161 207V203L159 204V208ZM216 207V208H217ZM245 207H243L242 206V208H245ZM254 207V206H253ZM256 207V206H255ZM37 208H38V206H37ZM37 209L38 211L40 210V209ZM45 208V209H44ZM104 208V209H103ZM153 208V207H152ZM155 208H158V207H155ZM154 208V209H155ZM171 208H172V210H171ZM179 208H180V206H179ZM186 208V210H187V207H185ZM197 208V207H196ZM201 208H203V207H201ZM226 208V207H225ZM235 208V207H234ZM247 208V209H248ZM11 209V210H12ZM102 209L103 210H105L106 209V212L104 211L103 213H102ZM109 209V208H108ZM150 209V208H149ZM149 209H147V210H149ZM161 209H165V208H163V207H161L160 208V210H159V214L160 215H163L164 217H165V219H168V218H166V217H168V215L169 216H172L173 214H174V216H173V218H176L175 220H173V218H170V219H172L173 221H176L178 218H182L183 217V214H181L182 212H179V216L177 215V212H176V214L173 212V213H170V214H172V215H170V214H167L165 211H163L162 213H161ZM209 209H211V208H209ZM211 209V210H212ZM223 209L224 208H222V211H223ZM247 209H245V210H247ZM256 209H259V208H257L256 207ZM46 210V211H47ZM151 210H153V209H151ZM158 210V209H157ZM157 210H155L156 212H158ZM179 210V209H178ZM185 210V209H184ZM189 210V209H188ZM191 210V209H190ZM192 210H193V208H192ZM195 210V209H194ZM227 210V209H226ZM236 210V209H235ZM234 210V211H235ZM253 209H251V211H252ZM262 210V209H261ZM33 211V210H32ZM154 211V210H153ZM166 211H167V209H166ZM169 211V212H170ZM196 211H198V210H196ZM213 211V210H212ZM250 211V209L248 210V212ZM256 211V210H255ZM10 212V211H9ZM15 212L18 214V211H14V215H15ZM29 212V211H28ZM168 212V211H167ZM232 212V211H231ZM262 212V211H261ZM3 213H6L5 211H3ZM11 213V212H10ZM26 213V212H25ZM33 213V212H32ZM146 213V214H145ZM164 213H166L167 215H165ZM196 213V212H195ZM218 213V212H217ZM226 213H228L227 211H226ZM225 213V214H226ZM236 213H238V212H236ZM251 213V212H250ZM253 213H254V211H253ZM13 214V213H12ZM23 214V213H22ZM22 214H18V215H22ZM35 214V213H34ZM129 214V215H128ZM133 215L132 217H130L129 218V216H131V215ZM181 214V215H180ZM185 214V213H184ZM189 214V213H188ZM202 214V213H201ZM208 214V213H207ZM219 214V213H218ZM224 214V213H223ZM222 214V215H223ZM232 215V216H234V214H232V213H229V215ZM263 214H264V212H263ZM1 215V214H0ZM17 215V216H18ZM30 215V214H29ZM28 215V216H29ZM40 215V214H39ZM147 215V216H146ZM154 215H157L156 213H154ZM176 215L178 216V218L176 217ZM195 215V214H194ZM199 215V214H198ZM197 215V216H198ZM227 215V214H226ZM238 215V214H237ZM240 215H241V213H240ZM239 215V216H240ZM243 215V214H242ZM26 216V215H25ZM190 216H192V215H190ZM190 216H188L187 217V214L185 215V218L187 217V218H189ZM213 216V215H212ZM211 216V217H212ZM254 216V215H253ZM8 217V216H7ZM12 217V216H11ZM10 217V218H11ZM14 217V216H13ZM30 217V216H29ZM39 217H41V216H39ZM112 217V218H111ZM133 217H136V218H133ZM154 217V216H153ZM192 217H194V216H192ZM192 217H191V219H192ZM205 217V216H204ZM228 217V216H227ZM231 217V216H230ZM230 217H228V218H230ZM241 217V216H240ZM246 217V216H245ZM252 217V216H251ZM259 217V216H258ZM257 217V218H258ZM35 218V217H34ZM33 218V220H35ZM109 218H111V219H109ZM114 218V219H113ZM120 219V220H122V223H124V224H126V225H128V226H130V225H133L132 223H134V224H136V225H138L139 226V228L136 230V231H139V232H141V234H140V236H137V232H136V237L134 236V240L132 241V243H133V245H131V246H129L128 244H127V242L126 241H124L126 244H125V246H121V244H119V242L121 241V240H118V238H117V231H116V228H114L115 226H117V227H121V225H118V223H117V225H116V220L115 219ZM155 218V217H154ZM205 218H207V215H206V217ZM228 218H226L227 220H228ZM232 218H234V217H232ZM232 218H230V219H232ZM249 218V217H248ZM248 218H246V219H248ZM255 218H256V216H255ZM261 218V217H260ZM99 219V220H98ZM112 219H113V221H112ZM124 219H126V221L127 222H125V220ZM165 219H163V220H165ZM169 219V220H170ZM194 219H197V218H195L194 217ZM198 219H199V221H201L200 220V218L198 217ZM197 219V220H198ZM219 218H217L216 220L215 219H212L211 218V220L212 221H217ZM238 219V218H237ZM263 219V218H262ZM1 220V219H0ZM8 220V219H7ZM7 220H5V221H3L4 223H1L0 224V231L3 229V230H6V229H10V228H14V227H16V226H18V225H20V223L22 222L21 220H24V219H21V218H19V219H17L16 218V220H13L12 219V221H7ZM49 220H47V221H49ZM114 220H115V222H114ZM168 220V221H169ZM178 220H180L179 222H178ZM177 220V222L179 223H177V225H180L181 224V221L183 220V218H182V220L181 219H178ZM189 221H190V219H188ZM187 220V221H188ZM197 220H193V222H197ZM210 220V221H211ZM234 221H235V219H233ZM239 220V219H238ZM2 221V220H1ZM156 221V220H155ZM188 221V222H189ZM198 221V222H199ZM211 221V222H212ZM231 222H232V220H230ZM233 221V222H234ZM246 221V220H245ZM248 221V220H247ZM256 220H254V222H255ZM172 222V221H171ZM185 222V221H184ZM183 222V223H184ZM188 222H186V223H188ZM206 223H207V221H205ZM205 222H199L198 223V225H197V227L199 226V224L200 223H205ZM219 222V221H218ZM235 222H237V221H235ZM257 222V223H256ZM255 223L256 224H259L260 225V223H258V221H256ZM35 223V222H34ZM86 223H89V224H98L99 226L96 228V227H91V226H87V224ZM128 223V224H127ZM129 223H131L130 225H129ZM174 223V222H173ZM182 223V224H183ZM221 223H227V222H221ZM238 223V222H237ZM253 223V222H252ZM252 223H246V225L247 224H249V225H251ZM23 223H21V225H22ZM26 224V223H25ZM33 224V223H32ZM41 224V223H40ZM43 224H45V223H43ZM46 224V226H48ZM103 224H105V225H109L108 227H103L102 225ZM176 224V223H175ZM185 224V223H184ZM191 223L189 222L188 223V225H190ZM217 224V223H216ZM235 224V223H234ZM263 224H264V222H263ZM169 226L168 224H163V226L165 227V226ZM187 225V224H186ZM188 225L187 226H185L186 228L188 227ZM191 225H193V224H191ZM190 225V226H191ZM204 225H209L208 223L207 224H203V227H204ZM258 225V226H259ZM24 226V225H23ZM43 226H45V225H43ZM80 226V225H79ZM85 226H87V227H85ZM180 226H183V225H180ZM194 226V225H193ZM193 226H191L192 228H193ZM202 226V225H201ZM210 226V225H209ZM212 226V225H211ZM216 226V229L214 228V230H212V228H209L210 229V231H211V234H210V236H209V238H208V234L206 235L205 233H203V234H205V236H207L206 238H208V240L209 239H211L210 240V242L211 241H216V243L218 244V241L220 242V240H222V238L224 237V236H222V238H220V236L218 237V238H220V239H218L217 237H215L214 235H212V232H216L217 234H221V233H218V231H221V229H219L218 231H217V225H215ZM222 226V225H221ZM241 226V225H240ZM251 226H254L253 224L251 225ZM255 226H257V225H255ZM125 227V226H124ZM132 227V226H131ZM130 227V228H131ZM159 227H162L161 225H159ZM169 227H172V226H169ZM185 227H182V228H184V229H186ZM190 227V228H191ZM197 227H196V224H195V228L197 229ZM200 227V226H199ZM198 227V231L199 230H201L202 229V227L201 228H199ZM261 225H260V227H259V229H261ZM264 227V226H263ZM34 229H35V227H33ZM49 228H50V226H49ZM55 228V227H54ZM93 228V229H92ZM126 228V227H125ZM124 228V229H125ZM163 228V227H162ZM166 228V227H165ZM165 228H163L164 230H165ZM190 229V230H192V231H190L189 229V233L191 234V235H194V234H196V233H194V234H192V232H193V229ZM222 228H223V226H222ZM233 228V227H232ZM16 229V228H15ZM15 229H12V230H15ZM121 230L123 229V227H121L120 228ZM123 229V230H124ZM175 229V227L173 228V230ZM204 229H205V227H204ZM225 229V228H224ZM234 229V228H233ZM246 229H247V227H246ZM127 229H125L124 231H126ZM223 230V229H222ZM232 230V229H231ZM235 230V229H234ZM233 230V231H234ZM241 230H243V228L241 229ZM263 230V229H262ZM87 231V230H86ZM130 231H133V229L131 228V230ZM129 231V232H130ZM160 232L159 234H157V235H160L159 237H157L156 235H155V232ZM169 231V230H168ZM206 231H207V227H206ZM227 231V230H226ZM20 232V231H19ZM18 232V233H19ZM126 232H128V230L126 231ZM135 232V231H134ZM174 232H175V230H174ZM183 232V231H182ZM182 232H181V235H182ZM202 232H204V231H202ZM208 232V231H207ZM237 232V231H236ZM246 232V231H245ZM248 232V231H247ZM246 232V233H247ZM2 233V232H1ZM8 233V232H7ZM13 233V232H12ZM164 233V234H165ZM249 233V232H248ZM9 234H10V232H9ZM9 234H8V236H9ZM121 234V233H120ZM130 235H132L131 233H129ZM180 234V233H179ZM199 233H197L196 235V237H194L196 240H198V238H201L202 239V241H200V242H202V244L204 243L203 242V238H202V236L200 237L199 235H198ZM15 235H17V234H15ZM21 235H23V234H21ZM117 235V236H116ZM133 235H135V234H133ZM230 235V234H229ZM238 235H240V234H238V233H236V236H238ZM251 235V234H250ZM5 236V235H4ZM6 236H7V234H6ZM11 237H13L12 235H10ZM17 236H19V235H17ZM25 236V235H24ZM34 236H35V234H34ZM33 236V237H34ZM120 236V235H119ZM118 236V237H119ZM154 236H155V238H154ZM178 236V235H177ZM199 236V237H198ZM211 236H213V237H211ZM235 236V237H236ZM15 237V236H14ZM31 237V236H30ZM39 237V236H38ZM45 237V238H46ZM88 236H86V238H89ZM122 236H120L119 238H121ZM133 237V236H132ZM158 239H157V238ZM174 237H176V236H174ZM173 237V238H174ZM180 237V236H179ZM193 237V236H192ZM211 237V238H210ZM214 237L216 238V239H214ZM229 237V236H228ZM234 237V238H235ZM41 238V237H40ZM44 237L43 238H41L40 240H44V242H45V240H47V238L45 239ZM178 238V237H177ZM175 239V240H179L180 238H178V239ZM205 238V239H206ZM214 240H213V239ZM226 238H227V236H226ZM232 238H233V236H232ZM234 238H233V240H234ZM4 239V240H3ZM3 239H1V240H3V241H7L6 243L8 244L9 242L11 243V240L9 241V239L8 240H5V238H3ZM15 239V238H14ZM37 239V238H36ZM91 239H93V238H91ZM156 239V240H155ZM161 240L160 242L158 241V240ZM174 239H172V240H174ZM187 239V238H186ZM243 239H244V237H243ZM251 239V238H250ZM32 240V239H31ZM85 240H88V239H85ZM107 240H111V241H113V244L115 245H117L118 246V248L116 247V250H114L113 248H111L110 247V244L109 243H107ZM124 240V239H123ZM128 240V239H127ZM167 240L169 241V242H167ZM175 240H174V242H175ZM182 240L183 239H181V241H179L180 243L182 242ZM188 240V239H187ZM227 240V239H226ZM229 240V239H228ZM227 240V241H228ZM233 240H232V242H233ZM237 240V237H236V239H235V241ZM14 241V240H13ZM12 241V242H13ZM166 241V242H165ZM199 241V240H198ZM205 241V240H204ZM207 241V240H206ZM243 241V240H242ZM25 242H26V240H25ZM34 242V241H33ZM33 242H32V244H33ZM43 241H42V243H44ZM55 242V243H56ZM87 242V241H86ZM115 242V243H114ZM123 242V243H124ZM163 242V243H162ZM187 242V241H186ZM226 242V241H225ZM238 242V241H237ZM248 242V241H247ZM15 243V242H14ZM14 243H12V244H10V245H5L4 246V248L3 249H12V246L14 245ZM47 243V242H46ZM50 243V242H49ZM48 243V244H49ZM122 243V242H121ZM147 243V244H148ZM168 243V245H166V244ZM179 243V244H180ZM183 243V242H182ZM181 243V244H182ZM185 243V242H184ZM184 243L182 244V245H184ZM191 243V242H190ZM19 244V243H18ZM51 244V243H50ZM97 244V245H96ZM109 244V245H108ZM112 244V245H113ZM162 244V245H161ZM195 244H196V246H198V244L195 242ZM195 244H194V246H195ZM215 243H213V245L212 244H210L208 241H207V243L205 242L204 244H203V247L206 249V248H210V250H212V248L214 249V248H216V249H218V247L220 248V246H222V245H220V246H215L214 245ZM222 244V243H221ZM227 244H228V242H227ZM230 244V243H229ZM245 244V243H244ZM250 244V243H249ZM111 248H109L108 246ZM149 245V244H148ZM171 245V246H170ZM186 245V244H185ZM188 245H189V247H190V244H187L186 246L188 247ZM192 245V244H191ZM235 245H236V243H235ZM254 245V244H253ZM2 245H1V242H0V247H1ZM32 246V245H31ZM40 246H44V244H42V245H40ZM40 246L37 244V248L39 247L40 248ZM135 246V247H136ZM162 246V247H163ZM167 246H169V247H167ZM211 246H213V247H211ZM231 246H233V245H231ZM3 247V246H2ZM34 247H35V245H34ZM33 247V248H34ZM35 247V248H36ZM45 247H49L48 249H50V246H45ZM147 246H145L144 247V249L146 248ZM198 247H200V246H198ZM225 247H227L226 246V244H225ZM224 247V248H225ZM238 247L239 246H234V249L235 248H237V251H239V249H238ZM242 247H243V245H242ZM257 247V246H256ZM18 248V247H17ZM22 248V247H21ZM32 248V249H33ZM34 248V249H35ZM42 248V247H41ZM137 248V247H136ZM139 248H137V249H139ZM192 249H193V247H191ZM222 248H223V246H222ZM222 248H220V249H222ZM232 247H230V249H231ZM258 248V247H257ZM25 249V248H24ZM55 249V248H54ZM108 249H110V250H112L113 249V252H110V250H108ZM140 249H142V248H140ZM144 249H143V253H145L144 252ZM148 249H150V246H148ZM176 249V252L178 253V251H179V249H178V247L177 248H175ZM175 249H170L171 251H173V250H175ZM178 249V250H177ZM194 249H196L195 247H194ZM201 250H203V248H200ZM216 249H214V251H216L218 254L219 253H221V252H218L220 249H218V250H216ZM230 249H229V251H230ZM233 249V248H232ZM231 249V250H232ZM233 249V250H234ZM244 249V248H243ZM243 249H242V251H243ZM36 250V249H35ZM42 250H44V249H41V251ZM51 250V249H50ZM91 250V251H90ZM90 250H88V251H90V252H92V248L90 249ZM93 250H95L94 248H93ZM97 250H95V251H97ZM123 250H120L121 251V254L122 253H124L123 252ZM191 250V249H190ZM224 250V249H223ZM227 250V249H226ZM225 250V251H226ZM245 250H247V248L245 249ZM33 251V250H32ZM37 251V250H36ZM53 251V250H52ZM55 251V252H56ZM128 251L127 252H125L126 253V255H127V253H128ZM222 251V250H221ZM229 251L227 252L226 251V253L228 254L229 253ZM234 251H236V250H234ZM241 251V250H240ZM248 251V250H247ZM246 251V252H247ZM27 252H28V250H27ZM26 252V253H27ZM33 252H35V251H33ZM38 252V251H37ZM44 252V251H43ZM118 252V251H117ZM116 252V253H117ZM134 252H136V253H139V250H138V252L137 251H134ZM149 252V251H148ZM147 252V253H148ZM215 252V253H216ZM254 252V251H253ZM0 253H2V252H0ZM4 253V252H3ZM3 253H2V255H3ZM23 253H25V252H23ZM22 253V254H23ZM30 253V252H29ZM28 253V254H29ZM45 253H47V252H45ZM48 253H49V251H48ZM87 253V252H86ZM130 253V252H129ZM142 253V254H143ZM147 253H145V254H147ZM176 253V254H177ZM181 253H183V251H181V252H179V256H180V254ZM189 253H190V251H189ZM192 253H193V251H192ZM208 253V252H207ZM223 253H225V252H223ZM4 254H6V253H4ZM9 254V253H8ZM19 254V253H18ZM21 254V255H22ZM38 254H39V252H38ZM40 254H42V252H40ZM51 254V256L53 255V253H50ZM49 254V255H50ZM56 254V253H55ZM59 254V253H58ZM57 254V255H58ZM94 254V253H93ZM141 254V255H142ZM148 254H150V252L148 253ZM147 254V255H148ZM151 254H154V253H152L151 252ZM150 254V255H151ZM156 254V255H155ZM155 256H157V254H158V252H155ZM184 254V253H183ZM183 254L180 256V258H185V256H183ZM234 254V253H233ZM31 255V254H30ZM47 255V254H46ZM60 254L58 255V256H61ZM67 255V256H68ZM90 255V254H89ZM88 255V256H89ZM95 255H97L96 253H95ZM97 255V256H98ZM125 255V256H126ZM129 255V257H130V254H128ZM128 255H127V257H128ZM159 255V254H158ZM169 255H171L172 256V254H169ZM178 255V254H177ZM190 255H191V253H190ZM193 255V254H192ZM198 254H196V255H194V257L195 256H197ZM202 255H204V254H202ZM220 255H223L224 256V254H220ZM226 255V254H225ZM229 255H232V253L231 254H229ZM229 255H226L225 257H230V258H232V256H234L235 257V254L234 255H232V256H229ZM244 256H245V254H243ZM243 255H241L242 257H243ZM257 255H258V253H257ZM20 256V255H19ZM23 256V255H22ZM32 256L34 257V255L32 254ZM62 256V257H63ZM91 256V255H90ZM89 256V257H90ZM112 256V257H113ZM114 256V257H115ZM137 256V255H136ZM136 256H133L132 255V257L134 258H136ZM143 256V255H142ZM164 256V255H163ZM199 257H200V255H198ZM198 256L196 257V259L198 258ZM237 257H239V255L237 254L236 255ZM248 256V255H247ZM1 257V256H0ZM5 257V256H4ZM3 256H2V258H0V260L3 262V258H4ZM12 257V256H11ZM53 257H55V256H53ZM118 257H119V255H118ZM117 257V258H118ZM122 257V256H121ZM132 257H130L131 258V261H129L130 262V264H142V262H145V260H143V261H141L140 262V260L138 261V260H136V259H133ZM144 257V256H143ZM165 257V256H164ZM189 257V256H188ZM204 256H202V258H203ZM233 257V258H234ZM262 257V256H261ZM39 258V257H38ZM48 258H50V257H48ZM61 258V257H60ZM145 258V257H144ZM155 258H159L158 256L157 257H155ZM172 258V257H171ZM170 258V259H171ZM175 258V257H174ZM190 258V257H189ZM201 257L199 258V259H202ZM210 257H208V259H209ZM213 258V257H212ZM214 258H217V256H214ZM214 258H213V260H214ZM232 258V259H233ZM246 258V257H245ZM15 259V258H14ZM37 259V258H36ZM42 259V258H41ZM40 259V260H41ZM45 259V258H44ZM43 259V260H44ZM51 259H53V258H51ZM64 259V258H63ZM87 259H91V260H88L87 261ZM115 259H116V257H115ZM146 260H150V258L148 259V258H145ZM154 259V258H153ZM153 259H151L152 260V264L154 263V261H153ZM164 259V258H163ZM165 259H166V257H165ZM176 259V258H175ZM188 259V258H187ZM187 259H185L186 260V262H188V260ZM198 259V260H199ZM204 259V258H203ZM219 259H220V257H219ZM235 259V258H234ZM10 261L12 260L11 258L9 259ZM33 260L34 259H32V264H35L34 262H33ZM39 262H40V260L39 259H37ZM42 260V261H43ZM47 260V259H46ZM57 260V259H56ZM65 260V259H64ZM117 260V259H116ZM120 260L122 261L123 259L122 258H120ZM119 260V263L121 262ZM151 260H150V262H151ZM239 260V263H240V258H238L237 260H235V261H238ZM4 261H6V260H4ZM14 261V260H13ZM17 261H19V263L21 264V262L23 263V262H25V260L23 261V258H22V261L21 260H17ZM28 261V260H27ZM57 264V262L55 261V260H52L51 261V263L53 264L54 262ZM94 261V260H93ZM125 261H126V259H125ZM124 261V263L126 264H129V262H125ZM162 261H164L162 264H164L165 263V260H162ZM190 261V260H189ZM191 261L193 262L194 260H192L191 259ZM200 261V263L202 264H207L206 262H203V261H205V259L204 260H202V262H201V260H199ZM207 261V260H206ZM220 261V260H219ZM243 261V260H242ZM255 261V260H254ZM12 262V261H11ZM29 262V261H28ZM38 262V263H39ZM44 262V261H43ZM47 262V261H46ZM65 262H67L66 260H65ZM109 262V263H108ZM118 262V261H117ZM149 262V261H148ZM149 262V263H150ZM192 262H190L191 264H192ZM195 262V261H194ZM209 264H210V262L209 261H207ZM222 263H223V261H221ZM232 262V261H231ZM1 263V262H0ZM5 264H6V262H4ZM15 263V262H14ZM26 264H28L27 262H25ZM37 263V262H36ZM37 263V264H38ZM49 263H50V261H49ZM49 263H47V264H49ZM123 263V261L120 263V264H122ZM147 262H145V264H146ZM172 264H174V261H172L171 262ZM214 262H212V264H213ZM216 263V262H215ZM214 263V264H215ZM222 263H219V264H222ZM243 263V262H242ZM1 264H3V263H1ZM29 264H31V263H29ZM39 264H41V262L39 263ZM43 264V263H42ZM45 264V263H44ZM59 264H60V262H59ZM62 264V263H61ZM114 264V263H113ZM151 264V263H150ZM155 264H156V262H155ZM159 264V263H158ZM167 264H168V262H167ZM176 264V263H175ZM180 264V263H179ZM194 264H197V263H194ZM236 264H238V263H236ZM241 264V263H240Z\"/></svg>",
	"mask_w": 264,
	"mask_h": 264
},
{
	"label": "rangeland",
	"instance_id": "obj_2",
	"mask_svg": "<svg viewBox=\"0 0 264 264\" xmlns=\"http://www.w3.org/2000/svg\"><path fill=\"white\" fill-rule=\"evenodd\" d=\"M71 1H73V0H71ZM78 1H80V0H78ZM84 1V2H83ZM87 1H89L90 3H88ZM81 0L80 2H82V4H84L85 6H86V4L88 5V7L86 6L85 8H82V10H87L88 9V12L90 13V12H92L91 14L93 15V16H95V17H101V16H103L104 15V13H105V15H104V17L105 16H107L108 18H109V20L111 19V17L110 16H108V14L107 13H109V14H111V15H113V17H115V18H113V21H110L111 23L112 22H115V21H122V19L124 18V21H125V23H126V25H128L129 24V21H131V25H135L136 23V26H133V27H136V28H138L137 30H135L136 32H137V34L134 32V30H132V32H131V38H130V40H132V43L134 44V42H136V44L138 45V46H140L141 47V45H142V43L144 44V42L146 43V44H144L145 46L148 44V46H152L153 48H151L152 50H150L149 48L150 47H148V46H146V47H148V49L146 48V47H144V45H142L143 47H141L142 49L140 50L139 48H138V50H140V51H142V53L141 54H144L145 56H143V57H145V58H147V59H151V56L152 55H155V53L154 52H157L158 51V49H155V48H158L159 46L161 47V46H165V45H168L169 43H171L172 45H176L175 47H177L176 49L178 50H180V46H186V47H189L190 45V52H189V56H190V58L188 59L189 60V63H188V61L183 65L182 64V66H177V68H179V69H176L174 72H170L169 74H166V75H164L163 76V79L161 80V78L159 79V81H157L156 83H153L151 80L148 82V85H147V82H146V84H145V82L144 81H141V83H138V84H140V88H138V89H136L137 91H133L130 95H126V97H124V98H122V99H120V100H118V101H114L115 102V105H114V102H113V104H112V102L110 103V104H107V105H103L102 107H103V110H99L98 111V108L100 107H96V110H97V112H96V110L95 111H93V108H90V109H88L87 111H89V112H91L92 113V111H93V113H95L94 115H93V113H92V115H84V114H86L85 112H82L81 111V113H79L78 112V114H77V116H79V117H77L76 119H78V121H76V122H74V123H72V124H67L68 122H66V121H64L63 119V121L61 120V119H59V120H55V122L52 120V119H44L43 120V123L45 124L46 123V125H42L41 126V122L39 123V125H36V124H34L32 121H31V123H29V121L30 120H28V118H25V117H20V119L23 121V122H21L22 123V125H26V127L28 126V127H33L32 125L34 124V127H33V129H36V130H33V131H35L36 133H38V134H40L41 136H39V135H37V134H35V132H33L34 134H27V138H30V136H32L33 138H42V139H45V141H34V142H36L37 143V145H38V143H64V142H66V143H68V142H77V141H82V140H90V138H98L99 136L101 137V136H103V137H101L102 138V140H100V137H99V140L102 142V144H101V142H99V147H100V149L101 148H104V147H107L108 146V144L109 143H112L111 141H114L115 140V137H121V135L123 134V133H125V132H127V131H123L124 129H126L127 128V126H129V127H132V126H134V125H136L137 123H139L140 121H141V119H140V117H142L143 116V119H146L145 117H147V119L146 120H148L146 123L148 124V123H150V124H148L147 126H146V124L144 123L143 125H145L147 128V132H145L144 130H143V132L146 134L147 133V135H145V134H143L144 136H143V139H142V133H139L138 135L140 136H138V140L141 138L142 140H139V141H144L145 142V146H148V145H151V141L152 140H155L156 141V137L154 138V136L150 133V131H151V129H149L148 130V127H151V126H153V127H155V125H156V127L158 126V127H160L158 124H159V121H158V124H155L154 125V122H155V120H153L152 118H149L150 116H148L149 115V113L151 114L152 113V111H154L155 109H157V108H159L160 106H162V105H165L166 104V107H167V105H169L167 108H171V106L173 107L174 106V102H175V98H177L178 96H180V92H181V94L182 93H184L185 91H188L187 92V94H190L191 92H194L195 94L193 95V93H191V98H193L192 100L194 101L196 98H195V96L196 97H201L202 96V99H201V101L203 102L205 99H206V97H207V100H206V102H209V105L211 104L210 102L211 101H209L210 100V96L211 97H213L214 95H216V94H219L220 95V99L219 100H225V101H227V100H229V99H231L232 98V102H231V104L233 103V104H236L235 105V108H236V106H238L237 104L240 102V100H242L243 99V96L242 95H240L239 93H236L237 91H238V85H240V84H242L241 82H244L242 79L243 78H245V79H248V80H250V81H252V83L253 84H258V85H263V87H264V56H263V53L264 52H261L260 50H259V46H257V48H258V52H257V54L256 53H254V54H252V52H245V51H243V50H234L235 48H234V46L235 47H237L241 42H247V41H245V40H247V38L248 37H250V36H252V37H254V44L255 45H257L259 42V40L261 39V38H263L262 39V41H260V42H263L264 41V30H262L261 31V33L263 34V35H260V34H258V33H256V34H254L253 33V31L252 30H254V29H252L250 26H247L248 24L247 23H245V20H244V17H246V15H247V13L249 12V10H251V8L254 6L253 4H256L257 3V1L258 0ZM93 1V2H92ZM158 1H160V2H158ZM73 2H75V0L73 1ZM156 2H158L157 4H155ZM162 2V3H161ZM236 2V3H235ZM241 2V3H240ZM86 3V4H85ZM137 3V4H136ZM150 3V4H149ZM151 3H153L152 5H151ZM167 3V4H166ZM199 3V4H198ZM240 3V4H239ZM133 4V5H132ZM161 5V6H160ZM170 5V6H169ZM179 5V6H178ZM182 7H181V6ZM191 5V6H190ZM193 5V6H192ZM197 6V8H196V6ZM252 5V6H251ZM144 6V7H143ZM208 6V7H207ZM128 7V8H127ZM143 7V8H142ZM147 7H149V8H147ZM155 7V8H154ZM172 9H171V8ZM174 7V8H173ZM176 7V8H175ZM191 7V8H190ZM225 7V8H224ZM139 8V9H138ZM145 8H147L148 9V13H151L149 10H151V11H154V12H157V13H154V14H158V15H163L162 17L164 18V19H159V20H161V21H159V20H157V21H159V22H161V23H157V21L155 20V19H153L152 17L150 18V20H149V18L147 19V18H145V21H146V19L148 20V22L151 24V25H147V24H149L147 21H146V23H145V27L144 26H142V25H144V24H142L141 25V27L140 26H137L138 24H139V21H137L139 18H141V17H139L138 18V16L140 15V14H137L138 12L139 13H141V11H146L147 9H145ZM161 8V9H160ZM181 8H184V9H182L181 10ZM211 8V9H210ZM223 8V9H222ZM174 9H176V10H174ZM187 9V10H186ZM193 9V10H192ZM245 9V10H244ZM121 10H124V11H122V12H124V13H126L125 11H127L128 13H129V11L130 12H132V11H134L135 13H129V14H132V15H134L132 18H131V16L132 15H130V17H128L129 15H127L128 13H126V14H124V13H122V12H120ZM157 10V11H156ZM161 10V13L159 12L158 13V11H160ZM171 10H173V11H175V12H173V11H171ZM181 10L182 11V13L181 12H179V11ZM192 10V11H191ZM199 10V11H198ZM216 10V11H215ZM221 10V11H220ZM105 11V12H104ZM116 11L117 12V14H115L114 12ZM177 11L179 12L178 14H181L180 16L182 17V18H180V17H178L177 16ZM223 11V12H222ZM104 12V13H103ZM173 12V13H172ZM194 12H195V14H194ZM198 12V13H197ZM200 12V13H199ZM219 12V13H218ZM231 12V13H230ZM97 14V15H95V14ZM99 13V14H98ZM103 13V14H102ZM121 13V14H120ZM153 13V12H152ZM151 13V14H152ZM166 15H165V14ZM188 16H190L189 18H191V19H189V18H187V15ZM102 14V15H101ZM167 14L169 15V17H170V19H168L167 18ZM192 14H193V16H192ZM207 14V15H206ZM215 14V15H214ZM221 14V15H220ZM246 14V15H245ZM101 15V16H100ZM200 15V16H199ZM211 15V16H210ZM213 15V16H212ZM141 16V15H140ZM234 16V17H233ZM242 16V17H241ZM119 17V18H118ZM210 17V18H209ZM212 17V18H211ZM231 17V18H230ZM120 18H122V19H120ZM136 18H138L137 20H136ZM168 19V20H166V19ZM180 18V19H179ZM184 18H185V20H186V18H187V20L185 21L184 20ZM198 18V19H197ZM236 18V19H235ZM119 19V20H118ZM133 19V20H132ZM136 21H135V20ZM177 19H178V21H177ZM195 19V20H194ZM227 20V22H226V20ZM127 20H129L128 22H127ZM183 20L184 22H186V23H184L183 21L181 22V21ZM201 20H203V21H205L204 22V24H203V21H201ZM206 20L208 21V22H206ZM213 20V21H212ZM215 20V21H214ZM235 20H237V21H235ZM242 20V21H241ZM166 21V22H165ZM170 21V22H169ZM180 21V22H179ZM188 21V22H187ZM193 22V23H191V25H190V23L189 22ZM199 22V23H197V22ZM213 22V23H211V22ZM168 22V23H167ZM173 22V23H172ZM210 22V23H209ZM230 22V23H229ZM236 22H238V23H236ZM242 22V23H241ZM154 25H153V24ZM164 23V25L165 26H162V24ZM167 23V24H166ZM201 23V24H200ZM209 23V24H208ZM216 23H219L218 25H219V27L216 25ZM225 24V28H223L224 27V25H222V24ZM236 23V24H235ZM140 24H141V22H140ZM171 24V25H170ZM173 24V25H172ZM176 24V25H175ZM203 24V25H202ZM207 24V25H206ZM221 24V25H220ZM232 24V25H231ZM238 24V25H237ZM245 24H247L246 25V28H245ZM147 25V26H146ZM152 25H153V27H152ZM158 25L160 26V27H158ZM167 25H168V27H167ZM186 25V26H185ZM211 25V26H210ZM171 26V27H170ZM180 26H181V28H180ZM216 26V27H215ZM144 27V28H143ZM147 27L149 28V29H152L153 28V30L154 31H152V30H149V29H147ZM152 27V28H151ZM190 27V28H189ZM194 27V28H193ZM197 27H199V29L197 28ZM208 27V28H207ZM211 27H214V29L213 28H211ZM144 29V30H141V29ZM155 28H156V30L157 31H155ZM158 28H161L162 29V31H160V29H158ZM170 28H172V29H170ZM173 28H175V29H173ZM146 29V30H145ZM167 29L168 30H171L172 31V34H169V32L167 31ZM178 29V30H177ZM196 29H198V31L196 30ZM213 29V30H212ZM224 29V30H223ZM247 29V30H246ZM248 29H250V31H252L251 32V34H249L248 33ZM158 30L160 31V33L158 32ZM181 30V31H180ZM193 30V31H192ZM221 32H220V31ZM231 30V31H230ZM150 31H152V32H150ZM166 31V32H165ZM191 31V33H189ZM196 31V32H195ZM202 31V32H201ZM239 31V32H238ZM245 31V32H244ZM249 31V32H250ZM159 33L158 35H159V39H157L158 40V42L156 41V40H154L153 39V36H155V35H157L156 33ZM206 34H205V33ZM210 32V33H209ZM232 32H234V34L232 33ZM142 33V34H141ZM166 33V34H165ZM171 33V32H170ZM199 33H200V35H199ZM205 35H204V34ZM214 33V34H213ZM134 34H135V37H132V36H134ZM144 34V35H143ZM152 34H153V36H152ZM155 34V35H154ZM165 36H164V35ZM168 34V35H167ZM175 34V35H174ZM184 34L186 35V36H184ZM203 34V35H202ZM208 34V35H207ZM221 34V35H220ZM243 34V35H242ZM138 37H137V36ZM139 35H140V37H139ZM152 36V38H150L149 39V41L150 42H148V41H146V40H148L147 38H149V37H151ZM169 35H171V36H169ZM218 35V36H217ZM227 35V36H226ZM145 36V37H144ZM168 36V37H167ZM178 36V37H177ZM205 36H207V37H205ZM212 36V37H211ZM219 37V39H217V37ZM225 36V37H224ZM242 36H243V39H242ZM260 36V37H259ZM158 37V36H157ZM161 37V38H160ZM173 37V38H172ZM176 37V38H175ZM183 37V38H182ZM197 37V38H196ZM214 37H216V38H214ZM224 37V38H223ZM232 37H233V39H232ZM236 37V38H235ZM134 38H136V39H138L137 41H136V39H134ZM139 38H141V39H139ZM143 38L145 39L146 38V40H143ZM185 38V39H184ZM240 38V39H239ZM259 40H258V39ZM167 41H166V40ZM204 39V40H203ZM215 39V40H214ZM222 39V40H221ZM228 39V40H227ZM230 39H232L231 41H230ZM235 39V40H234ZM238 39V41H237V43L235 42L236 40ZM245 39V40H244ZM163 40H165V41H163ZM198 40V41H197ZM220 40V41H219ZM241 40V41H240ZM141 41V42H140ZM230 41V42H229ZM153 42H155V43H153ZM179 42V43H178ZM211 42V43H210ZM238 42H240V43H238ZM141 43V44H140ZM149 43H150V45H149ZM164 43H166V44H164ZM189 43V44H188ZM197 43V44H196ZM202 43V44H201ZM206 43V44H205ZM220 43V44H219ZM231 45H230V44ZM236 43V44H235ZM242 43V44H243ZM257 43V44H256ZM153 44V45H152ZM154 44H156L158 47H156V45L154 46ZM161 44V45H160ZM193 44H194V46H193ZM203 44H205V46L203 45ZM211 45V46H207V45ZM216 44V45H215ZM233 44H235V45H233ZM238 44V45H237ZM260 45L262 44V43H259ZM258 44V45H259ZM264 44V43H263ZM263 44H262V46H263ZM199 45V46H198ZM203 45V46H202ZM226 45L228 46V47H226ZM206 46H207V48H206ZM215 48H213V47ZM219 46H220V48H219ZM231 46L233 47V48H231ZM261 46V47H262ZM194 47L195 48H197V49H194ZM204 47V48H203ZM210 47V48H209ZM211 47H212V49H211ZM143 48H145V50H147V51H144L143 52ZM199 48V49H198ZM201 48V49H200ZM210 49V50H209ZM233 49V50H232ZM156 50V51H155ZM201 50V51H200ZM149 51V52H148ZM150 51H152V52H150ZM196 52V54L194 53V52ZM212 51V52H211ZM240 51V52H239ZM211 52V53H210ZM228 52V53H227ZM193 54V55H192ZM194 55L196 56V57H194ZM197 55H201V56H197ZM147 56V57H146ZM208 56V57H207ZM153 57V56H152ZM191 57H193V59L191 58ZM192 59V60H191ZM2 63L0 62V66H2L1 65ZM187 66V67H186ZM183 67V68H182ZM178 71V72H177ZM0 76L2 77H0V99H1V105H2V102L4 101V99L6 98L7 100L9 99V95H6V92H7V84H6V82H5V77L2 75V73H1V71H0ZM178 76H182L181 77V79L179 80V81H177V82H172L171 80L172 79H175L176 77H178ZM241 77H242V79H241ZM165 78V79H164ZM2 80V81H1ZM171 81V82H170ZM203 81V82H202ZM232 81V82H231ZM153 83V84H149V83ZM209 82H214V84H209V85H207V86H209V88H210V92H209V88L207 87V89H208V91H206L205 92V90H204V88H206L205 86H203V84H207V83H209ZM200 83H202V85H199ZM227 83V84H226ZM236 83H237V86H236ZM239 83V84H238ZM205 84V85H206ZM6 85V86H5ZM199 85V86H198ZM213 85V86H212ZM231 86V88H230V86ZM2 86V87H1ZM139 86V85H138ZM152 86V87H151ZM146 87V88H145ZM197 87V88H196ZM199 87V88H198ZM202 87H203V89H202ZM247 87H249L248 85H247ZM262 87V88H263ZM6 88V89H5ZM144 88V89H143ZM149 88V89H148ZM212 88V89H211ZM229 88H230V90H229ZM5 89V90H4ZM198 89V90H197ZM220 89V90H219ZM222 89V90H221ZM232 89V90H231ZM235 89V90H234ZM146 90H148L147 92H146ZM218 90V91H217ZM223 90H225V92H222ZM235 92H234V91ZM189 91H191V92H189ZM226 91H229V92H226ZM200 92H201V94L202 95H199L200 94ZM133 93H135V94H133ZM211 95H210V94ZM226 93V94H225ZM137 94H139V95H137ZM228 94V97H226V95ZM6 95V97H4ZM198 95V96H197ZM238 95H239V98H237L238 97ZM255 95V94H254ZM261 95L262 96H264V92H262L261 93ZM135 96H137V97H135ZM193 96V97H192ZM231 98H230V97ZM232 96H234V97H232ZM250 96H251V94H250ZM4 97V98H3ZM144 97V98H143ZM199 97V98H200ZM190 98V99H191ZM205 98V99H204ZM234 98H236L235 100H234ZM133 99V100H132ZM238 99V100H237ZM189 100V99H188ZM191 100V101H192ZM197 100V101H196ZM194 102H193V104L190 102V100H189V102L186 100L185 102H183V103H181V104H179L180 102H178V104L180 105V109H178L179 107H177V108H175L174 110L175 111H182V112H184L185 114H188V113H186V112H188V110L190 109V110H192V111H190L189 110V114H192L191 112H194V111H196L197 113H198V109H200V108H203V106H199V105H201L199 102H198V100H200V99H196ZM122 101V102H121ZM173 103H172V102ZM235 101H236V103H235ZM8 102V101H7ZM119 102V103H118ZM134 102V103H133ZM116 103H118V104H116ZM123 103V104H122ZM131 103V104H130ZM168 103V104H167ZM197 103H198V105H197ZM227 103V104H226ZM225 104H224V107L226 106V114H227V112H228V110H230L229 108H231V109H234V105L232 104H229V102H226ZM121 104V105H120ZM1 105H0V108H1ZM171 105V106H170ZM184 105V107L187 109L188 107V109L186 110L184 107H182ZM259 105H262V101H259ZM213 106V104L210 106V107H212ZM127 107V108H126ZM105 108V109H104ZM155 108V109H154ZM183 108V109H182ZM100 109H102L101 107H100ZM109 109V110H108ZM185 110H186V112H185ZM194 110V111H193ZM51 112V111H50ZM49 112V113H50ZM105 112V113H104ZM196 112H195V114H194V116L195 117H192V118H194V119H196V118H198V120H193V122H195V123H197V122H199V120L201 119V121L199 122V125H203V126H207V124L210 126L211 124H212V117L210 116V120H211V123L208 121V120H205L207 117H209L208 116V114H207V116H206V118H202V116L203 115H201V113H199V115H197L196 114ZM3 115L5 114L4 112L2 113ZM105 114V115H104ZM46 115H48V114H46ZM45 115V116H46ZM49 115H53V116H57V114L56 115H54V114H49ZM82 115H84V116H82ZM197 115V116H196ZM200 115H201V117H200ZM232 115V114H231ZM85 116H87V117H85ZM199 116V117H198ZM51 117V116H50ZM81 117V118H80ZM82 117H83V119H82ZM90 117V118H89ZM203 117H205V115L203 116ZM225 117H227V119L229 120L228 122H227V119L225 120V122H227V123H231V119H229L228 117H229V113L225 116ZM41 118V117H40ZM39 118V120H41ZM80 118V119H79ZM24 119H27V120H25L24 121ZM38 119V118H37ZM85 119V120H84ZM88 119V120H87ZM142 119V121H145V120H143ZM208 119V118H207ZM52 120V121H51ZM80 120V121H79ZM136 120V121H135ZM152 120V121H151ZM27 121V122H26ZM74 121V120H73ZM73 121H69V123H71V122H73ZM86 121V122H85ZM134 121V122H133ZM142 121L140 122V123H142ZM168 122L167 123H165L166 124V127H167V125H168V123H170L169 122V120H167ZM185 121H187L188 123H190V122H192V121H188V119H185ZM197 121V122H196ZM232 121H234V120H232ZM24 122H26L25 124H24ZM52 122V123H51ZM54 122V123H53ZM63 122V123H62ZM28 123H29V125H28ZM127 123V124H126ZM133 123H135L134 125H133ZM156 123H157V120H156ZM194 123V125H196ZM32 124V125H31ZM53 124H54V126L55 127H53ZM65 124V125H64ZM122 124V125H121ZM47 125H49V126H47ZM52 127L51 128V130L50 129H46V128H44L43 129V127ZM121 126V127H120ZM125 126H126V128H125ZM201 127L200 129H203L204 130V132L206 131L205 129H204V127ZM209 126H208V128H209ZM30 127V128H31ZM38 127V128H37ZM41 128V130H40V128ZM120 127V128H119ZM122 127L124 128L123 130H121L122 129ZM166 127H163V129H161V131H162V133L164 134V133H166V134H164L165 136H168V135H172V139L175 137V134H176V132L175 131H170L171 133H169L168 131L169 130H164V128H166ZM160 128H162V127H160ZM199 128V127H198ZM232 128H237V127H232ZM45 129L47 130V132H45ZM116 129V130H115ZM117 129H119V130H121L122 131V133L118 130V132H117ZM157 129H159V128H157ZM167 129V128H166ZM200 129L199 130H197V133L199 134V137H200V139L201 140H203V138H204V140H207V143L205 144V142L203 143V144H205L204 146H203V144H202V146H201V144L200 145H197V146H195V142H191V141H194V140H191L190 141V143L188 142V144L189 145H185V144H187V143H185L184 144V142L183 143H181L180 141H179V139H176L177 137H179V136H176L173 140H175V142H176V144H179V147L177 148V149H179V148H182V150L183 151H185L186 149V147L184 148L183 146L185 145V146H188V149L190 148V149H194V150H196L197 149V147L199 148V149H201V151L202 152H205V153H199V151L198 150H196V151H192V154L193 155H195V156H192V157H194V158H192L193 160H191L190 161V158H191V156L188 158L189 160L188 161H184V159L186 158L185 156H187V155H184L185 154V152L184 153H180L181 151H180V149H179V157H180V159H182V160H180L179 159V157L178 158H175L174 157V159H175V161L177 162V164H178V166H177V164H176V162L175 163H173L174 165H172L171 164V159H173L171 156H173V155H171L170 156V158L168 157V155H167V153H169L170 154V152H169V150H166V149H160L161 151V155L164 153V152H166V154H165V158H166V160H168L167 162H168V167H166V169L168 170V171H170V170H172L171 169V167L173 166L174 167V169L172 170V172L170 171L169 172V174L171 175V179H172V174H173V176H174V178L175 179H177V177L179 178V173H181L182 172V169H183V172H184V169L185 170H188V174H189V179H192L193 178V182H192V180H191V182L192 183H194L192 186H194V187H192L190 184H192V183H190L189 185H185L184 184V182L183 181H181L180 180V178L179 179H177V181H176V185H175V183L173 184V186H175L176 187V189H177V191H176V193H178V192H180V196H181V198H180V201H178V202H175L174 200H172L171 201V199L172 198H170V197H173L174 196V192H172V193H170L171 192V190H173V189H175V187L173 188V189H171L172 188V186L170 187V185H169V187H170V189L171 190H169V188H167L166 186V189H164V187H162L161 185H157L158 184V182L157 183H155L156 182V180L154 179H152V178H150V177H148L147 175H146V179L145 178H142L141 176H140V174L139 173H135L136 171H134V170H139V168H137V167H139V166H141V164L140 165H135L134 164V166L136 167V168H132V169H130V167H129V165L128 166H126V164H124V161L122 160V155L121 154H123L122 152L120 153L119 152V154H120V156H118V153H116L117 154V157H116V154H110V155H107V156H109L108 158V160H107V156H106V159H101V160H103L102 162L100 161V159H99V161L97 160V162H96V167H101L100 166V164L101 163H103L104 164V166H105V168H104V166L102 167V168H99V169H103L104 170V172L102 171V170H99V171H102V173L104 174V176H108V171H109V169H108V167L110 168V164L115 160L116 161V159H117V161L118 162H120V163H122V164H120V165H117L116 164V166L114 167L113 165H111V168L112 169H110V171L109 172H111L110 174H109V177H110V175L111 174H117V172H115V171H118L119 173H121V174H119L118 173V175L120 176H118V177H115V176H112L111 178H109V179H111V181H112V184H113V182H116L115 180H117L118 178H120L119 180H122V182L124 183V184H122V185H120L119 183V185H120V187H119V190H120V188H124L125 186V184H126V186H127V183H128V185L129 186H127L128 188L127 189H133L134 188V190L136 191V190H139V188L140 189H142V188H146V189H142V191H143V193L141 192V191H137V193L139 194V195H143V196H145L144 198L142 197V196H139L138 195V197L141 199V201L143 202V203H145V206L147 207V206H149V205H147V204H150V209L149 208H146V207H144V209H145V212H148L147 213V215H148V219H150V218H153L152 219V221H154V222H156L155 224L157 225V224H159V222H160V224L159 225H161L163 228H165V230L162 228V227H159V225L156 227V229H159V231H162V234H160L162 237H160L161 238V240H162V238H164L163 240H165V237H164V235L165 236H167L166 234H167V232H169V238H167L168 240H167V242H169V244H172V245H175V246H173V247H169V246H167V247H169L170 249H175V248H177L178 247V249H179V251H178V253L176 252V249L175 250H173V251H171L170 249L168 250L167 248H164V247H166V246H163L162 244V246H160L159 247V249L157 250H155L154 249V247H152V243H146V244H144V245H140V248H142V249H140L138 246H136L135 244L133 245V243H132V241L134 240L133 238H134V236L136 237V232H137V236H140V234H141V232H139V231H136L138 228H139V226L138 225H136V224H134V223H132L133 225H130L131 223H129V225L130 226H128V225H126V224H124V223H122V220H120V219H115L116 220V225H117V223H118V225H121V227H123V229L125 228V229H127L128 230V232H126V231H124L123 229L121 230L119 227H117V226H115L114 228H116V231H117V235L119 236H122L121 238H119L117 235V238H118V240H121L120 242H119V244H121V246H125V242L124 241H126L127 242V244L129 245V246H131V245H133L132 247H130L129 248V251L127 250L128 248H125V250L126 251H124L123 249H122V247H119V248H121L120 250H123V252L124 253H122L121 254V251L120 250H117V251H115V254H116V259H115V257L113 256V249L114 250H116V247L118 248V246L115 244H113V241H111V240H107V243H109L110 244V247L111 248H113L112 250H110V249H108V250H110V252H113V253H111L112 255H109V262L110 261H112L114 264H120L122 261H123V263L122 264H125L124 263V261H125V259H126V261L127 262H129V261H131V258L130 257H132V255L133 256H136V258L134 257H132L133 259H136V260H140V262L141 261H143V260H145V262H147L146 264H152V260L151 259H153V261H154V263L153 264H155V262H156V264H162L164 261H162V260H165V263L164 264H167V262H168V264H172L171 262L172 261H174V264L176 263V264H191L190 262H192L191 261V259L192 260H194L193 262H192V264H194V263H197V264H201L200 263V261L199 260H201V262H202V260H204L205 259V261H203V262H206L207 264H209L207 261H209L210 262V264H212V262H216L215 264H219V263H222L221 261H223V263L222 264H236V263H238V264H264V224H263V222H264V214H263V212H264V202H259L263 197H264V195H262V194H264V189H262V187H263V181L262 180H260L261 179V177L260 176H258L257 175V172H254V173H247L245 170H244V165L243 164H240V166L241 165H243V166H241V167H238V166H235V165H232L231 164V162H230V160L227 162V156L226 155H224L222 152H220L219 151V153L217 154V151L218 150H220V144L221 143H223V142H216V143H218V145L217 144H215V142H213L211 139H214L215 140V138H211L209 135L207 136V138H206V136H205V134H204V136H203V131L201 130L200 131ZM241 127H238L237 128V130H234L235 132H236V135H238V133H241ZM245 129V131H243ZM42 130H43V132H42ZM128 130V129H127ZM243 130H242V132H244V134H245V132H246V130H248L246 127L244 128L243 127ZM39 131H41L40 133H39ZM112 131H113V133H112ZM116 131V132H115ZM233 131V132H234ZM114 132L115 133H117V136H115L116 134H114ZM128 132H130V130H128ZM127 132V133H128ZM173 132H175V133H173ZM69 133V134H68ZM105 133V134H104ZM207 133V132H206ZM45 136H44V135ZM108 136H107V135ZM114 134V135H113ZM119 134V135H118ZM168 134V135H167ZM200 134H202V135H200ZM235 134V133H234ZM37 135V136H36ZM178 135V134H177ZM26 136V135H25ZM115 136V137H114ZM65 137V138H64ZM147 137H148V140H146L147 139ZM150 137V138H149ZM211 139H210V138ZM26 138V137H25ZM26 138V139H27ZM8 138H6V139H2L1 138V135H0V145H2V147L0 148V162L3 164H0V172L2 173V171H3V173H4V171H6L7 169L6 168H8L9 166H6V159H8V157H16V158H18V161L19 162H21V163H19L20 164V166L22 167H18L19 168V170L21 171V170H23L21 173H24V174H26V177H27V175H32V174H30L29 172H28V170L29 171H31L32 170V168H34L33 170H35L36 168H42L41 170V172L42 173H44V174H47V173H52V172H54V169L55 168H57V167H55V166H64L63 165V163H65L66 165H67V159L69 158V157H67V156H65L66 154L68 155V156H70L71 154H72V156H74V157H70L69 159H70V161L71 160H74V159H76V156H77V154L74 152H63V151H61V152H57V151H49V150H51V149H48V150H46V151H44V149H41V148H38L39 146H37L36 145V147L34 146V145H32V144H28V140H30V139H28V140H26L25 142L26 143H24V141L22 142L21 141V143H24V146H22V144H20L21 146H16V147H11V146H8V143H4V142H8V140H7ZM48 139V140H47ZM112 139V140H111ZM218 139V138H217ZM216 139V140H217ZM262 139L264 140V137H262ZM109 140V141H108ZM111 140V141H110ZM146 140V141H145ZM172 140V141H173ZM176 140H178V141H176ZM203 140V141H204ZM155 141H153V143L155 142ZM222 141V140H221ZM147 142V143H146ZM20 143V142H19ZM19 143H17L18 145H19ZM150 143V144H149ZM173 143V142H172ZM194 144L193 146H192V144ZM180 144H181V147H180ZM182 144H184L183 146H182ZM27 145H29V146H27ZM41 145V144H40ZM101 145V146H100ZM175 145H173V146H175ZM210 145H212L213 147H211V149H210ZM31 146L34 148V149H31ZM97 146V145H96ZM166 146H168V145H166ZM30 148L32 151L33 150H35V151H33V152H36L37 151V149H39L36 153H31V152H29V150L30 149H28V148ZM99 147H94L95 149L97 148H99ZM215 147V149H213L212 150V148H214ZM5 148V149H4ZM14 148H16V149H14ZM141 148V147H140ZM165 148V147H164ZM168 148V147H167ZM175 148V147H174ZM207 148H209V149H207ZM217 148V149H216ZM3 149H4V153H3ZM11 149H12V151H11ZM142 149V148H141ZM189 149V150H190ZM20 152H19V151ZM30 150V151H31ZM41 150V151H40ZM43 150V151H42ZM163 150V151H162ZM166 150V151H165ZM212 150V151H211ZM168 151V152H167ZM198 151V152H197ZM211 153H210V152ZM247 151V150H246ZM245 151V152H246ZM13 153V155H11V153ZM40 152V153H39ZM58 153L57 154V156L58 157H60V158H57L56 159V154L55 153ZM196 152V153H195ZM244 152V151H243ZM244 152V153H245ZM248 152V151H247ZM30 153V154H29ZM195 153V154H194ZM213 153V154H212ZM216 153V157H215V159H214V154ZM3 154V155H2ZM29 154V155H28ZM40 154V155H39ZM44 154V155H43ZM45 154H47L46 156H45ZM61 154H64V155H61ZM172 154V153H171ZM197 154V155H196ZM199 154H204L203 155V157H201V155H199ZM220 154V155H219ZM221 154H222V156H221ZM16 155V156H15ZM18 155V156H17ZM28 155V156H27ZM43 155V156H42ZM181 155V156H180ZM26 156V157H25ZM30 156V157H29ZM62 156H65V157H67V158H65V157H62ZM163 156V155H162ZM196 156H200L199 158L201 159V158H203L202 159V162L200 163V160H199V164L201 165V169L199 168L198 169V160H197V158L198 157H196ZM221 158H220V157ZM226 156V157H225ZM28 157H29V159H28ZM33 157V158H32ZM47 157H49L50 159L52 158H54L55 159V161L57 162V164H55V165H52L53 163H54V160H52L51 162H52V164H49L50 163V161H48L47 159H49V158H47ZM121 157V158H120ZM182 157V158H181ZM206 157H207V159H206ZM209 157V158H208ZM218 157V159L220 160V161H215L216 160V158ZM3 158H4V160H3ZM21 158V159H20ZM32 158V159H31ZM46 158V159H45ZM78 158V157H77ZM125 157L123 156V159H124ZM198 158V159H199ZM34 159H36V161H34ZM69 159H68V162H69ZM173 159V160H174ZM196 159V160H195ZM214 159V160H213ZM21 160V161H20ZM40 160V161H39ZM58 160V161H57ZM60 160V161H59ZM108 161V162H106L105 163V161ZM210 160V161H209ZM33 161H34V163H33ZM42 161H44V162H42ZM48 161V162H47ZM63 161V162H62ZM193 161V162H192ZM209 161V163H207ZM61 162H62V164H61ZM100 162V164H98ZM109 162H111V163H109ZM182 162V166L181 165H179L180 163ZM185 162H188L187 164L189 165H192L191 163H193V165L192 166H190V171H189V166H186L187 168H185L184 167V165H183V163L185 164ZM191 162V163H190ZM195 162V163H194ZM215 162H216V164H215ZM228 163V165H227V163ZM5 163V164H4ZM33 164V165H30V164ZM37 163V164H36ZM61 165H60V164ZM214 165V167L212 166V164ZM220 163V164H219ZM222 163V164H221ZM17 164H18V162H17ZM30 166H29V165ZM36 165V168H35V165ZM39 164H44L43 165V167L45 168H43L42 166H40ZM98 164V165H97ZM113 164V163H112ZM137 164V163H136ZM170 164L172 165L171 167H170ZM186 164V165H187ZM209 164V166H210V168H212V170L210 169H206L207 167H205L206 165H208ZM211 164V165H210ZM258 164L260 165V166H262L263 168H264V162L263 161H259L258 162ZM24 165V166H23ZM102 165V164H101ZM124 165L125 166V169L124 168H122V166ZM200 165H199V167H200ZM226 165V166H225ZM248 165H250L251 166V164L250 163H248ZM2 166H4L5 167V169H3L2 170V168H4V167H2ZM34 166V167H33ZM53 166V167H52ZM123 166V167H124ZM181 166V167H180ZM193 166H195V167H193ZM196 166H197V168H196ZM208 166V167H209ZM220 166H224V168H221ZM230 166H234V168L235 169H237V167L239 168L238 170H235V169H232V167L230 168ZM55 167V168H54ZM96 167H92V169H90L89 171H87V174L88 173H92V174H90V175H92V176H90L89 174H88V176L90 177V178H88V180H87V183H88V187L91 189V188H93L94 187V185H95V187H97V188H95V190L97 189L98 191L97 192H99L98 194H100V191H102L101 192V194H103V195H105L106 197H107V201H109L108 203L109 204H107V201L106 200H104V198H105V196H103V195H101V196H103L104 198H101V200L100 201H98V199L96 200L97 201V203L99 202V207H100V209L102 208V207H105V208H107V212H106V209L105 210H103L102 209V213L105 211L106 213H111V212H119L118 210H116L117 209V207H118V209H121V211H123L124 209L123 208H125V206H126V204H124V202H123V196H119L120 195V193H121V191H119L117 188L118 187H116L117 186V183H115L116 184V186H114V188H116V189H112V187H108L109 185H107V182L104 184H102V183H100V181L101 182H105L106 180L108 181V179H104L101 175H99L100 174V172L98 171V170H96ZM113 167L114 168H116V169H118V170H116V169H113ZM118 167V168H117ZM178 167V168H177ZM181 168V172H179V173H176L175 171V169H180ZM191 167H192V169H191ZM219 167V168H218ZM228 167V168H227ZM11 169L13 168V167H10ZM59 168H65V167H59ZM122 168V169H121ZM194 168H196V169H198V170H196V169H194ZM229 168H230V170H229ZM241 168V169H240ZM121 169V170H120ZM220 169V170H219ZM251 169V168H250ZM9 170V169H8ZM47 170V171H46ZM49 170V171H48ZM52 172H51V171ZM112 170V171H111ZM120 170V171H119ZM203 172L204 174H206V175H208L207 173H210L211 171L212 172H214L215 171V173H212L211 172V174L214 176V180H216V181H214L213 180V176H212V178L210 179V177H207L206 175L204 176V175H200L201 174V172ZM222 170V171H221ZM240 170V171H239ZM241 170H243V171H241ZM13 171V170H12ZM46 171V172H45ZM178 171V170H177ZM180 171V170H179ZM199 171V172H198ZM208 171V172H207ZM14 172H16V171H13V175H14ZM97 172H99V173H97ZM113 172V173H112ZM126 172V174L128 175H126L125 177H126V179H128L129 180V182L127 181L126 183H125V181H126V179H125V177H123L124 176V173ZM174 172V173H173ZM185 172V173H186ZM190 172V173H189ZM194 172V174H191V173H193ZM238 172V173H237ZM2 173V174H3ZM28 173V174H27ZM223 173V174H222ZM230 173H231V175H230ZM238 175H237V174ZM23 174V178H24V180H23V178H22V176H21V178L19 179L18 178V181L19 180H22L20 183L18 182V181H14V182H18V184H15V183H13V184H15V185H17L16 186V188H15V186L14 185H12V188H13V186H14V188L13 189H7V185H6V182L8 181V185H9V183H11L12 181H9L10 179H9V177L7 176V178H6V176L4 177V178H2V181H0L1 182V184L2 185H0V196L2 195L3 197H0V198H2L3 199V202H5L6 200L8 201V199H10V197H12V196H14V198H16L15 196H19V197H17L18 199H19V201H21V198L22 197H24V201H23V199H22V201L21 202H26V205H28V206H30V209H27V210H25V212H20L19 210H14V209H12L13 208V206H12V208H10V209H8L9 207H6L5 209H3L2 211H0V219L2 220H0V224L1 223H4L3 221H5V220H9V221H12V219L13 220H16V218L17 219H19V218H21V219H24V220H21L22 222L21 223H23L22 225H21V223H20V225H18V226H16V227H12V228H10V229H6V230H1L0 231V242H1V245L3 246H1L0 247V252H4V253H6V254H4L3 253V255H2V253H0V258H2V256L4 257L2 260H3V262L0 260V262L1 263H3V264H5L4 262H6V264H20L19 263V261H17V260H21L22 261V258H23V261L25 260V262H27L28 264L29 263H31L32 264V259H34L33 260V262L35 263V264H37L39 261L37 260V259H41L40 260V262H41V264L43 263H45V264H47V263H49V261H50V263L49 264H52L51 263V261L52 260H55L56 262H57V264H59V262H60V264L62 263V264H67L68 263V261H69V259L67 260V258H65L64 256L66 255V257H68L69 258V256L70 255H68L69 253L67 252V251H64V256L63 255H61V254H63V251L62 252H58V251H56L57 250V242L55 241V240H51V241H49L48 240V238L46 237V235H43V234H45V232L46 231H49V230H53V229H56V227H58V228H60L59 226H56L55 224L53 225V224H47V223H51L50 222V220L49 219H47V220H49V221H47V220H45L44 218H46V217H44V216H46V214L45 213H47L48 215H49V213H50V211L49 210H47V209H45V213L42 215V213L44 212V210H43V212L41 211V209H43V208H41V204H42V200H40L39 201V198L37 199V198H35V199H37L38 200V202H39V204H37L36 203V201L37 200H34L33 198L34 197H38V195H39V192L41 193V191H39V192H37L38 190L37 189H39V187H40V189L41 190H45V193L47 194V192H48V190L49 189H53V186H54V179H53V181H51V183L53 182V184H49V185H51V187L50 186H48V190H46L45 188H44V184H46V181H45V179L43 180L42 178L41 179H39L38 180V182H37V180H35L34 182H31V183H29V188H26V187H28V183L27 182H25V183H23V181H32V180H30L31 179V177H30V179H26L25 180V175ZM227 174V175H226ZM255 174V175H254ZM4 175V174H3ZM3 175H2V177H3ZM22 175V174H21ZM135 175V176H134ZM223 175V176H222ZM233 175V176H232ZM234 175H236L235 176V178H234ZM243 175V176H242ZM253 175V176H252ZM117 176V175H116ZM130 176H132V177H135V179L134 178H132V177H130ZM191 176H193V177H191ZM202 176H204V177H202ZM208 176H210V174L208 175ZM224 176H226V177H224ZM91 177H94V179H96V178H98V181H97V179L96 180H94V179H92ZM115 177V178H114ZM129 177L131 178V179H129ZM145 177V176H144ZM147 177L150 179H148L149 180V182L151 181L152 182V180H153V185L151 184V182L150 183H148L147 182ZM196 177V178H195ZM197 177H198V179H197ZM224 177V178H223ZM232 177V178H231ZM241 177V178H240ZM259 177V178H258ZM5 178L7 179V180H5ZM117 178V179H116ZM172 179V180H174L175 181V179ZM200 178H201V181H200ZM216 178V179H215ZM223 178V179H222ZM231 178V179H230ZM242 180H240V179ZM145 179V180H144ZM152 179V180H151ZM219 179V180H218ZM248 179V181H246ZM131 180H133V182L136 180V182L135 183H133ZM199 180V181H198ZM207 180L209 181V182H211V183H207ZM221 180H228V181H221ZM39 181H41L40 183H39ZM49 181V182H50ZM90 183H89V182ZM97 181V183H94V182H96ZM110 181V180H109ZM110 181V182H111ZM198 181V183H196ZM206 181V182H205ZM218 181L220 182V183H218ZM232 181V182H231ZM241 181V182H240ZM91 182H93V183H91ZM100 184H99V183ZM117 182H119L118 180H117ZM180 182H181V185H180ZM200 182V183H199ZM229 182H231V183H229ZM245 182H248L247 184L245 183ZM42 183H44V184H42ZM48 183V182H47ZM139 183V184H138ZM143 184V187L142 186H139V185H141V184ZM212 183H214V185L215 186H217L216 188L214 187V185H211ZM226 183H227V188L226 187H224L225 185H226ZM233 183V184H232ZM245 184V186H247V188L245 187V186H243V184ZM252 183V184H251ZM91 184H93V186H91ZM97 184V185H96ZM132 184L134 185V187L132 186ZM138 184V185H137ZM146 184L148 185L147 187H146ZM184 184V187L182 186ZM220 184H222V185H220ZM229 184H230V186H229ZM237 184H239V185H237ZM255 186H254V185ZM257 184H258V186H259V188L257 187V189L255 188L256 186H257ZM6 185V186H5ZM20 185V186H19ZM26 185V186H25ZM41 185H43V189H42V187H41ZM180 187H179V186ZM242 185V186H241ZM30 186H32L33 188H31ZM37 186H38V188H37ZM46 186V185H45ZM99 186H101V188L99 187ZM102 186H104V188L102 187ZM113 186V185H112ZM132 186V187H131ZM156 186H158V187H160V189H161V191H160V189L158 188H156ZM212 186V187H211ZM220 186H222V187H220ZM262 186V187H261ZM22 187V188H21ZM183 187V188H182ZM200 187V188H199ZM2 188H4V189H2ZM8 188H9V186H8ZM19 188V189H18ZM23 188H24V190H23ZM30 188H31V190L33 189L35 192H37V193H35L33 190H32V192H31V190H30ZM100 188V189H99ZM152 188V189H151ZM189 188V189H188ZM194 188H196V189H194ZM204 188H206V189H204ZM207 188H209V189H211L212 188V190H207ZM233 188H235V189H233ZM237 188V189H236ZM240 188V189H239ZM260 188H261V190H260ZM29 189V190H28ZM39 189V190H40ZM102 189H104V190H102ZM113 190V193L111 192V190ZM125 189H126V187H125ZM220 189H221V191H220ZM227 189V190H226ZM246 189V190H245ZM4 190H7V191H4ZM20 190V191H19ZM24 191V192H26V193H28V191H29V193H28V195L26 194V193H24V192H22V191ZM26 190H28V191H26ZM106 190H107V193H109L108 195L109 196H107L106 195ZM118 191V193H114V191ZM148 191V192H145L144 193V191ZM150 190V191H149ZM151 190H153V191H151ZM164 190H165V192H166V194L164 195V194H162L161 192H163L164 193ZM184 190V191H183ZM192 192V193H195L194 195L193 194H191L190 193V191ZM201 190V191H200ZM216 190H217V193H216ZM236 190V191H235ZM249 190H251L252 192V194L250 193V192H248ZM42 191V192H43ZM92 191V190H91ZM104 191H105V193H104ZM173 191H175V190H173ZM185 191H187V193L185 192ZM208 191V194H210V196L209 195H206L205 193H203V192H207ZM228 191V193H226V192ZM240 191V192H239ZM260 193H259V192ZM3 192V193H2ZM5 192H6V194H5ZM32 193V196H31V193ZM120 192V193H119ZM151 192H152V194H151ZM156 193V196L154 195L155 193ZM185 192V193H184ZM218 192L220 193V192H222V193H220L219 195L222 197V195H223V192L226 194H224L225 195V199H224V197L223 198H220V196L219 195H217L218 194ZM231 192V193H230ZM254 192H258V193H254ZM263 192V193H262ZM21 195H20V194ZM24 193V194H23ZM33 193H35L34 195H33ZM44 193V194H45ZM154 193V194H153ZM188 193H189V195H188ZM203 193V194H202ZM214 193V194H213ZM230 193V195H228ZM7 194H10L9 196L7 195ZM30 194V195H29ZM38 194V195H37ZM41 194H43V193H41ZM159 194H162L163 196H167V197H169V199L168 200H166V201H168L167 203H166V201H163V196H158ZM173 194V195H172ZM184 194H186V195H184ZM204 194L208 197H211V199L208 197V199H207V197H205L204 196ZM213 194V195H212ZM233 195V197H232V195ZM238 194V195H237ZM246 194H248L247 196L248 197H245L244 198V196H246ZM36 195V196H35ZM149 195V198H146V196H148ZM153 195V196H152ZM200 195V196H199ZM217 195V196H216ZM223 195V196H224ZM20 196H22V197H20ZM31 196V197H30ZM34 196V197H33ZM99 196V195H98ZM112 196V197H111ZM183 196V197H182ZM188 196H189V198H188ZM194 196V197H193ZM229 196H230V198H233V200L231 199L230 200V198H229ZM239 196V197H238ZM241 196V197H240ZM251 196H255L256 198H252ZM260 196V197H259ZM33 197V198H32ZM70 198L72 197V195H70L69 196ZM91 199H92V197H93V200H95L94 198H96L97 196L96 195H93V193H91ZM117 197V198H116ZM120 198V201H119V204H122V205H124V206H122V205H118L116 208L114 207V205L116 206L118 203V200H119V198ZM142 197V198H141ZM151 197L153 198V199H151ZM157 197V198H156ZM159 197V198H158ZM162 197V198H161ZM198 197V199L197 200H193V198L194 199H196ZM236 197V198H235ZM238 197V198H237ZM6 198V200L4 201V199ZM8 198V199H7ZM28 200H27V199ZM111 198H114V201L115 200H117V204H114V201L112 202V204H111V200H109V199H111ZM215 198H216V200L218 201H211L212 199H214L215 200ZM228 198H229V200H228ZM248 198V199H247ZM250 198H251V200H250ZM31 199V200H30ZM106 199V198H105ZM188 199V200H187ZM201 199V201L203 200V202H201V201H199ZM235 199H236V201H235ZM259 199V200H258ZM33 200V201H32ZM113 200V199H112ZM122 200V201H121ZM148 200V201H147ZM156 200V201H155ZM253 200V201H252ZM263 201H264V199H262ZM261 200V201H262ZM35 201V202H34ZM146 201V202H145ZM159 201H160V203H161V207H163V208H165V209H161V213L163 212V211H165L167 214H170V213H173L174 211L172 210V208H174L175 209V214H176V212H177V215L179 216V212H182L181 214H183V220H182V218H178V216L176 215V217L178 218V219H181L182 221H181V224L180 225H183V226H180V225H177V223L180 221V220H178V222H177V220L176 221H173V220H175L176 218H173V216H174V214L172 215V214H170V215H172V216H169L168 215V217H166V218H168V219H165V217L163 216V215H160L159 214V210H160V208H159ZM197 201V202H196ZM222 202L223 201V203H220V202ZM235 201V202H234ZM240 201V202H239ZM246 202L247 201V205L252 201V203H250L249 205V208H248V206H244V204L242 203V202ZM250 201V202H249ZM258 201V202H257ZM31 202H34V203H32V204H34V207H35V204L38 206V208L40 209L39 211L37 210L38 208H37V206H36V208H34L33 207V205L31 204ZM41 202V203H40ZM105 202V203H104ZM121 202V203H120ZM149 202V203H148ZM156 202H158L157 204H155ZM165 202V203H164ZM171 202H173L172 203V205H171ZM191 202V203H190ZM193 202V203H192ZM196 202V203H195ZM199 202H200V204L202 205H200L199 204ZM206 202L208 203V204H210L211 205V207L209 206V208H211L212 209V207L214 206V204L216 205L215 206V210L216 209H218L219 207L221 208V210L219 209L218 211H215L214 212V209H205L204 210V207H205V205H206ZM238 202V203H237ZM6 203V202H5ZM147 203V204H146ZM178 203H180V208H179V206L177 205ZM186 203V205H185V207H187V210H186V208L184 207L183 208V204H185ZM195 203V204H194ZM205 203V204H204ZM214 203V204H213ZM226 203V204H225ZM237 203V204H236ZM102 204H103V206H102ZM104 204H105V206H104ZM111 204V205H110ZM151 204H153L152 206H151ZM198 204H199V206H198ZM256 204V205H255ZM112 205H113V207H112ZM166 205V206H165ZM173 206L172 208H171V210H172V212L169 210L170 208H169V206ZM226 205V206H225ZM231 205V206H230ZM246 205V204H245ZM10 206V207H11ZM177 206H178V209H177ZM217 206H219V207H217ZM226 208H225V207ZM242 206L243 207H245V208H242ZM254 206V207H253ZM257 208H259V209H256V207ZM153 207V208H152ZM155 207H158V208H155ZM197 207V208H196ZM201 207H203V208H201ZM206 207H208V205L206 206ZM205 207V208H206ZM217 207V208H216ZM235 207V208H234ZM109 208V209H108ZM155 208V209H154ZM192 208H193V210H192ZM222 208H224L223 209V211H222ZM248 208V209H247ZM12 209V210H11ZM147 209H149V210H147ZM151 209H153V210H151ZM158 209V210H157ZM166 209H167V211H166ZM185 209V210H184ZM189 209V210H188ZM191 209V210H190ZM195 209V210H194ZM227 209V210H226ZM236 209V210H235ZM245 209H247V210H245ZM250 209V211L248 212V210ZM251 209H253L252 211H251ZM262 209V210H261ZM33 210V211H32ZM47 210V211H46ZM155 210H157L158 212H156ZM196 210H198V211H196ZM235 210V211H234ZM256 210V211H255ZM3 211H5L6 213H3ZM11 213H10V212ZM14 211H18V214H22L21 216L20 215H18L16 212H15V215H14ZM29 211V212H28ZM170 211V212H169ZM226 211L228 212V213H226ZM232 211V212H231ZM253 211H254V213H253ZM262 211V212H261ZM33 212V213H32ZM42 212V213H41ZM196 212V213H195ZM219 214H218V213ZM236 212H238V213H236ZM251 212V213H250ZM13 213V214H12ZM35 213V214H34ZM154 213H156L157 215H154ZM166 213H164L165 215H167ZM185 213V214H184ZM189 213V214H188ZM202 213V214H201ZM208 213V214H207ZM224 213V214H223ZM227 215H226V214ZM229 213H232V214H234V216H232L231 214L229 215ZM240 213H241V215H240ZM30 214V215H29ZM40 214V215H39ZM146 214V213H145ZM163 214V213H162ZM180 214V215H181ZM187 214V217L188 216H190V215H192V216H194L195 218H197L198 219V217L200 218V220L201 221H199V219L197 220V219H194V217H192V216H190L189 218H185V215ZM195 214V215H194ZM199 214V215H198ZM223 214V215H222ZM238 214V215H237ZM243 214V215H242ZM18 215V216H17ZM26 215V216H25ZM30 217H29V216ZM129 215V214H128ZM131 215V214H130ZM146 215V216H147ZM198 215V216H197ZM206 215H207V218H205L206 217ZM213 215V216H212ZM241 217H240V216ZM254 215V216H253ZM8 216V217H7ZM12 216V217H11ZM14 216V217H13ZM39 216H41V217H39ZM44 218H43V217ZM133 215H131V216H129V218L130 217H132ZM155 218H154V217ZM205 216V217H204ZM212 216V217H211ZM230 217V218H232V217H234V218H232V219H230V218H228V217ZM246 216V217H245ZM252 216V217H251ZM255 216H256V218H255ZM259 216V217H258ZM11 217V218H10ZM35 217V218H34ZM173 218V220L172 219H170V218ZM175 217V216H174ZM180 217V216H179ZM191 217H192V219H191ZM249 217V218H248ZM258 217V218H257ZM261 217V218H260ZM33 218L35 219V220H33ZM112 218V217H111ZM111 218H109V219H111ZM133 218H136V217H133ZM211 218L212 219H217V218H219L217 221H212L211 220ZM226 218H228V220L226 219ZM239 220H238V219ZM246 218H248V219H246ZM263 218V219H262ZM114 219V218H113ZM113 219H112V221H113ZM163 219H165V220H163ZM170 219V220H169ZM188 219H190V221L188 220ZM233 219H235V221H237V222H235ZM7 220V221H8ZM99 220V219H98ZM115 220H114V222H115ZM125 220V222H127L126 221V219H124ZM156 220V221H155ZM169 220V221H168ZM191 223V224H193V225H191V226H193V228L190 226V225H188V221ZM193 220H197V222L195 223V222H193ZM212 222H211V221ZM230 220H232V222L230 221ZM246 220V221H245ZM248 220V221H247ZM254 220H256V221H258V223H260V225L262 226L261 227V229H259V227H260V225L259 224H256L255 222H254ZM86 221V219L84 220V218H83V221H82V219H79L78 220V223H80L79 225H77V227H79V228H81L82 230H85V232H86V235H85V239H88V240H85L84 239V241H83V248L84 247H89V249H87V248H84V251H85V254H86V256H87V258H91V259H93V260H91V259H87V261L88 260H91L89 263L90 264H99L97 261H95L96 260V258H98L99 257V251L98 250H100V248L98 247V245L97 246H95V245H93L94 243H97V241L95 240V239H97L95 236H92V233H91V231H90V237H89V235H88V229H89V227H87V226H91V227H98L99 225L98 224H89V223H86L87 224V226H85V227H87L88 229H84V225H85V223H83V222H85ZM172 221V222H171ZM185 221V222H184ZM205 222V221H207V223L210 225H204V227H205V229H204V227H203V224H207L206 222L205 223H200L199 224V228H201L202 227V229L201 230H197L198 229V227H197V225H198V223L199 222ZM219 221V222H218ZM227 222V223H221V222ZM234 221V222H233ZM6 222V221H5ZM35 222V223H34ZM86 222H88V221H86ZM174 222V223H173ZM185 224H184V223ZM186 222H188V223H186ZM252 223L254 226H251V225H249V224H247L246 225V223ZM26 223V224H25ZM33 223V224H32ZM41 223V224H40ZM43 223H45V224H43ZM176 223V224H175ZM183 223V224H182ZM217 223V224H216ZM235 223V224H234ZM46 224L48 225V226H46ZM82 224H84V225H82ZM128 224V223H127ZM163 224L165 225V224H168L169 226H172V227H169V226H163ZM179 224V223H178ZM188 225V227L186 228L185 226H187ZM195 224H196V227H197V229L195 228ZM2 225V224H1ZM24 225V226H23ZM43 225H45V226H43ZM202 225V226H201ZM212 225V226H211ZM215 225H217V231L219 230V229H221V231H218V233H221V234H217L216 232H212V235H216L215 237H219L220 236V238H222V236H224L223 238H222V240H220V242L218 241V244L216 243V241H211L210 242V240L211 239H209L208 240V238H209V236H210V234H211V231L212 230H214V228L216 229V226ZM223 226V228H222V226ZM241 225V226H240ZM255 225H257V226H255ZM259 225V226H258ZM49 226H50V228H49ZM103 227H108L109 225H105V224H103L102 225ZM125 226V227H124ZM132 226V227H131ZM33 227H35V229L33 228ZM55 227V228H54ZM96 227V228H97ZM133 229V231H130L131 230V228ZM175 227V232H174V230H173V228ZM182 227H185L186 229H184V228H182ZM193 229V232H192V234H194V233H199L198 235L201 237L202 236V238H203V242L205 243H207V241L210 243V244H212L213 245V243H215L214 245L215 246H220V245H222L223 246V248H222V246H220V248H222V249H220L219 247H218V249H220L218 252H221V253H217L216 251H214V249H216V248H212V250H210V248L208 249V248H204L203 247V244H202V242H200V241H202V239L201 238H198V240H196L194 237H196L197 235L196 234H194V235H191L188 231L191 229V228ZM206 227H207V231H206ZM235 229H233V228ZM246 227H247V229H246ZM16 228V229H15ZM209 228H212V230L210 231V229ZM219 228V229H218ZM225 228V229H224ZM243 228V230H241ZM12 229H15V230H12ZM93 229V228H92ZM189 229V230H188ZM223 229V230H222ZM232 229V230H231ZM263 229V230H262ZM44 230H46V231H44ZM87 230V231H86ZM90 230V229H89ZM167 230V232L165 233V231ZM169 230V231H168ZM188 230V231H187ZM227 230V231H226ZM234 230V231H233ZM20 231V232H19ZM130 231V232H129ZM135 231V232H134ZM155 232V235L157 236V237H159L160 235H157V234H159L160 232ZM183 231V232H182ZM190 231H192V230H190ZM202 231H204V232H202ZM237 231V232H236ZM247 233H246V232ZM2 232V233H1ZM8 232V233H7ZM9 232H10V234H9ZM13 232V233H12ZM19 232V233H18ZM181 232H182V235H181ZM121 233V234H120ZM129 233H131L132 235H130ZM165 233V234H164ZM180 233V234H179ZM203 233H207L208 234V238H206L207 236H205V234H203ZM236 233H238V234H240V235H238V236H236ZM6 234H7V236H6ZM8 234H9V236H8ZM15 234H17V235H19V236H17V235H15ZM21 234H23V235H21ZM34 234H35V236H34ZM133 234H135V235H133ZM206 234V235H207ZM230 234V235H229ZM251 234V235H250ZM5 235V236H4ZM10 235H12L13 237H11ZM25 235V236H24ZM178 235V236H177ZM15 236V237H14ZM31 236V237H30ZM34 236V237H33ZM39 236V237H38ZM86 236H88L89 238H86ZM133 236V237H132ZM174 236H176V237H174ZM180 236V237H179ZM193 236V237H192ZM198 236V237H199ZM226 236H227V238H226ZM229 236V237H228ZM232 236H233V238L236 236L237 237V240L235 241V239H236V237L234 238V240H233V238H232ZM47 238V240H45V242H44V240L42 239V240H40L41 238ZM156 237V238H157ZM176 239L177 237L178 238H180L178 241L177 240H175L174 238ZM211 237H213V236H211ZM210 237V238H211ZM214 237V239H216ZM243 237H244V239H243ZM3 238H5V240H8L9 239V241L11 240V243L9 242L8 244L6 243L7 241H3L4 239ZM15 238V239H14ZM37 238V239H36ZM45 238V239H46ZM91 238H93V239H91ZM154 238H155V236H154ZM177 238V239H178ZM188 240H187V239ZM197 238V237H196ZM206 238V239H205ZM220 238H218V239H220ZM251 238V239H250ZM1 239H3V240H1ZM32 239V240H31ZM124 239V240H123ZM128 239V240H127ZM158 239V238H157ZM172 239H174L175 240V242H174V240H172ZM181 239H183L182 240V242L184 243V245H182L179 241H181ZM213 239V238H212ZM213 239V240H214ZM228 241H227V240ZM14 240V241H13ZM25 240H26V242H25ZM94 241V243H93V241ZM156 240V239H155ZM160 239L158 240L159 242L161 241ZM205 240V241H204ZM207 240V241H206ZM232 240H233V242H232ZM243 240V241H242ZM13 241V242H12ZM34 241V242H33ZM42 241L44 242V243H42ZM87 241V242H86ZM92 241V242H91ZM187 241V242H186ZM226 241V242H225ZM238 241V242H237ZM248 241V242H247ZM15 242V243H14ZM32 242H33V244H32ZM47 242V243H46ZM51 244H50V243ZM56 242V243H55ZM90 242H91V244H90ZM122 242V243H121ZM124 242V243H123ZM166 242V241H165ZM191 242V243H190ZM195 242L198 244V246H200V247H198V246H196V244H195ZM227 242H228V244H227ZM12 243H14V245L12 246V249H3L4 248V246L5 245H10V244H12ZM19 243V244H18ZM49 243V244H48ZM115 243V242H114ZM163 243V242H162ZM180 243V244H179ZM222 243V244H221ZM230 243V244H229ZM235 243H236V245H235ZM245 243V244H244ZM250 243V244H249ZM37 244L40 246V245H42V244H44V246H40V248L38 247H36L37 246ZM58 244H59V242H58ZM86 244H90L89 246L87 245V246H85ZM113 244V245H112ZM126 244V245H127ZM166 244V243H165ZM187 244H190V247H189V245H188V247L186 246ZM192 244V245H191ZM194 244H195V246H194ZM225 244H226V246L227 247H225ZM254 244V245H253ZM32 245V246H31ZM34 245H35V247H34ZM166 245H168V243L166 244ZM231 245H233V246H231ZM242 245H243V247H242ZM45 246H50V249H48L47 247H45ZM137 248H139V249H137ZM145 246H147L145 249H144V247ZM148 246H150V249H148ZM171 246V245H170ZM234 246H239L238 247V249H239V251H237V248H235L234 249ZM258 248H257V247ZM6 247V246H5ZM18 247V248H17ZM22 247V248H21ZM39 252V254H38V252L34 249V248ZM42 247V248H41ZM191 247H193V249L191 248ZM194 247L196 248V249H194ZM211 247H213V246H211ZM225 247V248H224ZM230 247H232L234 250H236V251H234L232 248V250L230 249ZM25 248V249H24ZM33 248V249H32ZM55 248V249H54ZM92 248V252H90L91 249ZM93 248L95 249V250H97V248H98V250L97 251H95V250H93ZM200 248H203V250H201ZM244 248V249H243ZM247 248V250H245ZM41 249H44V250H42L41 251ZM143 249H144V252L145 253H147L148 251L150 252V254H151V252L152 253H154L155 254V252H158V254H157V256L159 257V258H155V257H157V256H155L154 254H145V253H143L142 251H143ZM177 249V250H178ZM191 249V250H190ZM218 249H216V250H218ZM224 249V250H223ZM227 249V250H226ZM229 249H230V251H229ZM242 249H243V251H242ZM27 250H28V252H27ZM35 251V252H33V251ZM53 250V251H52ZM88 250H90V251H88ZM138 250H139V253H136V252H134V251H137L138 252ZM222 250V251H221ZM228 252L229 251V253L227 254L226 253V251ZM241 250V251H240ZM44 251V252H43ZM48 251H49V253H48ZM56 251V252H55ZM128 251V253H127V255L128 254H130V257H129V255H128V257H127V255H126V253L125 252H127ZM181 251H183V253H181L180 254V256L183 254V256H185V258H180V256H179V252H181ZM189 251H190V253H191V255H190V253H189ZM192 251H193V253H192ZM247 251V252H246ZM254 251V252H253ZM23 252H25V253H23ZM27 252V253H26ZM30 252V253H29ZM40 252H42V254H40ZM45 252H47V253H45ZM87 252V253H86ZM117 252V253H116ZM130 252V253H129ZM208 252V253H207ZM216 252V253H215ZM223 252H225V253H223ZM9 253V254H8ZM19 253V254H18ZM23 253V254H22ZM29 253V254H28ZM50 253H53V255L51 256V254ZM56 253V254H55ZM61 255V256H58L59 254ZM94 253V254H93ZM95 253L98 255H95ZM143 253V254H142ZM178 255H177V254ZM232 253V255H234L235 254V257L234 256H232V255H229V254H231ZM234 253V254H233ZM257 253H258V255H257ZM23 256H22V255ZM31 254V255H30ZM32 254L34 255V257L32 256ZM47 254V255H46ZM50 254V255H49ZM58 254V255H57ZM91 256H90V255ZM145 257V258H150V260H151V262H150V260H146L142 255ZM169 254H172V256L171 255H169ZM193 254V255H192ZM196 254H198V255H200V257L202 258V256H204L202 259H199L200 257L198 256V258L196 259V257L197 256H195L194 257V255H196ZM202 254H204V255H202ZM220 254H224V256L223 255H220ZM229 255V256H232V258H228V257H225L226 255ZM239 255V257H237L236 255ZM243 254H245V256L243 255ZM20 255V256H19ZM68 255V256H67ZM90 257H89V256ZM118 255H119V257H118ZM126 255V256H125ZM166 257V259H165V257ZM241 255H243V257L241 256ZM248 255V256H247ZM12 256V257H11ZM53 256H55V257H53ZM63 256V257H62ZM113 256V257H112ZM122 256V257H121ZM190 258H189V257ZM214 256H217V258H214ZM262 256V257H261ZM39 257V258H38ZM48 257H50V258H48ZM61 257V258H60ZM118 257V258H117ZM172 257V258H171ZM176 259H175V258ZM208 257H210L209 259H208ZM214 258V260H213V258ZM219 257H220V259H219ZM246 257V258H245ZM12 259L11 261L9 260V259ZM15 258V259H14ZM37 258V259H36ZM45 258V259H44ZM51 258H53V259H51ZM67 261V262H65V260ZM120 258H122L123 260L121 261L120 260ZM164 258V259H163ZM171 258V259H170ZM190 260H188V259ZM238 258H240V263H239V260L238 261H235V260H237ZM44 259V260H43ZM47 259V260H46ZM57 259V260H56ZM99 259V258H98ZM185 259H187L188 260V262H186V260ZM199 259V260H198ZM4 260H6V261H4ZM14 260V261H13ZM29 262H28V261ZM44 262H43V261ZM119 260L121 261L120 263H119ZM129 260V261H128ZM207 260V261H206ZM220 260V261H219ZM243 260V261H242ZM255 260V261H254ZM47 261V262H46ZM118 261V262H117ZM125 261V262H126ZM150 263H149V262ZM232 261V262H231ZM15 262V263H14ZM25 262H21V264H26ZM37 262V263H36ZM39 262V263H40ZM54 262V261H53ZM108 262V263H109ZM145 262H142V264H145ZM162 262V263H161ZM243 262V263H242ZM0 263V264H1ZM38 263V264H39ZM113 263H109V264H113ZM213 263V264H214ZM53 264H56L55 262L53 263ZM127 264V263H126ZM129 264H130V262H129ZM203 264V263H202ZM205 264V263H204Z\"/></svg>",
	"mask_w": 264,
	"mask_h": 264
}]
</instances>
